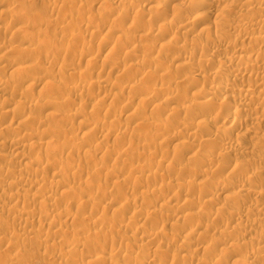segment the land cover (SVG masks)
I'll use <instances>...</instances> for the list:
<instances>
[{"label": "rangeland", "instance_id": "1", "mask_svg": "<svg viewBox=\"0 0 264 264\" xmlns=\"http://www.w3.org/2000/svg\"><path fill=\"white\" fill-rule=\"evenodd\" d=\"M10 1L12 2V0H0V26H4L7 29L6 30V29H4V27L3 28L0 27L1 28L0 30H2V31H0V41H2V42H0V46H1L0 47V55L1 56L2 55L3 56L7 55L6 61L4 60L2 64H5V62H6V65L10 66L9 70H5L4 72H3V70H2V72L0 70V75L2 76V77L0 76V79H3V81L6 82V83L9 81V85H10V83L12 81V84L10 86H12L14 84H19V82H20V85L19 86L14 85L15 88L17 87V90H18L19 93L15 92V91H17L16 89L12 90V87L9 88L7 86L5 88L4 87L1 88L2 92H0V169H1L0 172H2V174L0 173V198H1L0 202H2L0 204L4 205L5 202L9 203V204L5 203L4 206L0 205V229H2L1 227L6 226V227H4L6 230L3 228L0 231H3L2 233H6V231L8 229V233L4 234L7 237L4 236V239H3V234L0 232L1 233L0 236H2V239H1V237H0V239H1V241L2 240L4 241V242L3 241L0 242V246H1V243L5 244V246L2 245V247H0V255H1L0 258H2L4 260L2 262V259H1L0 264H4V263L6 264V262H8L7 264H11V263L12 264H91V263L94 264L93 262H96V263L98 262V264H99L103 260H106V261L108 260V261L107 262L103 261V263H100V264H108V263L111 264V262H112V264H116L117 262H118V264H132L133 262H134L133 264H158V263L159 264H180V263L181 264H204V263L205 264H213V263L215 264V261L219 258V256H220V260L222 261L221 262L219 260L220 264H224V263L225 264H235L234 262L238 261V259L241 262H243V261L245 262V259H247V260L249 259L248 261L251 260V264H261V263L264 264L261 260L256 258L257 259V261H256L255 257H253L254 256L253 255V248L254 247L257 248L258 244H259L258 248H260V246H261V250L264 251V211H263L264 207L262 206L264 204V197H263L264 195L261 194L262 195L261 196V195H256V194H250L249 193L250 195L249 194H245V195H243V197L240 196V193H242V192H240V187L241 186L245 187L246 189L249 188L250 190L254 188L251 191H253V192L256 191V193L260 192V190H261V192L264 191L263 190L264 189V178H261V177H264V158H263L264 157V90H263L264 87H261V86H257V87L249 86V84H251L252 82L255 81L254 80L255 78H253V79L251 78L252 76L253 77L258 76V75H260V77L262 76L261 68L253 67V70L251 68H249V69L245 70V72H243L242 74H238V75H234V73L231 72L232 69H233L232 67H235V65H237L239 61H236V62L231 61L230 60V56L232 58L235 53L238 55V53L241 52V48H243V49L244 48L245 49L248 48L249 51L251 52V54H250V52H248V54L256 56L255 58H258V60L257 59L256 60L257 61L260 60V62H258V63H262L261 59L262 58L264 59V57H262V55L264 54V45L260 46V45H258L256 43L254 44L253 41L248 40L247 37L245 39H244V37L242 38L238 29L230 28L231 27L229 25L230 22H228V21L229 20L232 21L238 15H240V13H241L240 5H242L241 3L243 1L242 0L241 1L238 0V4H237L236 3L237 0H232V1L231 0H209V1H212L214 3L215 7H212V8L210 7V8H207L206 10H202V11H197L198 9H200V7L202 5H200V4H199L200 6L199 5H194V6L189 5L188 0H166V1L165 0H151V1L150 0H148V1L147 0H110V1L104 0V5H103V0H98V1H96V0L95 1L94 0H84V1L77 0L79 2H77L76 0H14L13 3H11ZM73 1H76V2H73ZM112 1H113V3H112ZM232 2H234V3H232ZM257 2H260V1H257ZM257 2H256V5L260 4V5H262L264 7V0H263L262 3L261 2L257 3ZM54 3H55V6H57L56 4H58V6L55 7L56 9L53 11L51 9H53ZM75 3H77V4H75ZM105 3H106V5H105ZM11 4H13V5H11ZM181 4L182 5L185 4L184 5L185 8ZM260 5H257V6H260ZM181 6H182V8L180 9ZM262 6H261V10L263 9L262 11H264V8H262ZM109 7L111 9H109ZM124 7H126V8H124ZM60 8H62L63 11L60 10ZM122 9L124 11H120ZM58 10H60V11H58ZM144 10H146V11L143 12ZM261 10L258 11V12L262 13ZM7 11H8V13H7ZM107 11H108V13H107ZM118 11H120L121 14H119L120 12H118ZM127 11H128L129 14L127 13ZM113 12H115V13H113ZM117 12H118V14H117ZM140 12H142L143 15H140L141 14ZM203 12L206 13V14L204 15ZM224 12H225V14H224ZM199 13H201V14H199ZM260 13H258V14H260ZM126 14H128V15H126ZM209 14H210V16H208ZM219 14H221V15L223 14L225 19H227V17L229 18L224 23H222V25L224 24L225 26L228 25L230 27H225L223 25L224 27L222 26V28H221V26H220V29H224V30L226 28L227 29L229 28L228 31H227L229 33L228 34L226 33L225 34L226 36H223V38L221 36L217 37L218 34H215V31H216V33H218L219 31H218V28L215 27L216 25L214 23V20H215V17L217 15H219ZM251 14L253 16L256 14V17H258V18H252L253 16L250 15L251 18H249V20H248V21L251 20V22H252L254 19H257V20H254L255 22L253 21L254 22V26L252 28V33H255V30H256V33L257 32L261 33L263 31L262 29H264V24H263V22H264L263 18L264 17H262V16H264V14L263 15L260 14L261 16L260 15L257 16L256 12L255 13H251ZM137 15H138V18H137ZM88 16L92 17V18H89L90 19L89 20ZM98 16L99 17L101 16L100 17L101 20L98 19L99 18ZM129 16H130V18H129ZM160 16H161V18H160ZM196 16L199 17V18L196 19L195 22L197 21L199 24L196 22L192 26H190L188 28H184L185 27L184 24L187 21L193 20V17H196ZM61 17L63 19V20L61 19L62 21L59 20ZM124 17H126V18H124ZM231 17H233V18H231ZM259 17H261V18H259ZM69 18H71L72 20L69 19ZM96 18L98 19V21H97ZM117 18H118V20H117ZM261 19H263L262 23H261ZM57 21H59V22L61 21L62 23L58 22L59 23L58 24ZM72 21H73V23H72ZM89 21H91V22H89ZM257 21H258V23H257ZM41 22H42V25H40ZM48 22L49 23L53 22L51 24H55V25H52L53 27H51V24H48ZM117 22H118V24H117ZM112 23H113V25H111ZM131 23H132V26L130 25ZM148 23H150V24H148ZM99 24H100V26H99ZM162 24H165V26H166L165 30L159 28ZM256 24L258 26H256ZM14 25H16V26H14ZM97 25H98V27H97ZM13 26H14V28H13ZM24 26H25L24 29H26V30L23 29ZM65 26H67V27H65ZM88 26L91 27V28L89 29ZM101 26H102V29H101ZM114 26H115V28H114ZM135 26H137V27H135ZM182 26H184V27H182ZM17 27H20V29L24 30V32L26 31L27 33H25V34L26 35L28 34V36H26L24 34V32H22L21 34L20 33L16 34L15 30H17ZM204 27H205V29L207 28L206 30H207L208 34H205V32L202 31V29ZM123 28H125V29L123 30ZM10 29H11V31H10ZM115 29H117V30H115ZM208 29L210 31L211 30L212 31L209 32ZM260 29H261V31H260ZM3 30H6V31L4 32ZM144 30H148V31H144ZM126 31H127V33H126ZM165 31H166V33H165ZM184 31H188V34H185L186 32H184ZM12 32L15 33L16 35H18L19 37L16 36L15 34H12ZM70 32H71V35L69 37V33ZM124 32H125V34H124ZM149 32H151V35H150ZM182 32H184V33H182ZM263 32H262V35H264ZM74 33L76 34V36L74 35ZM29 34H30V36L32 35L30 38H29ZM35 34L36 35L38 34L37 35L38 37ZM41 34H43V35H41ZM78 34L81 35V36H79ZM92 34H93V37H92ZM122 34H123V36H122ZM33 35L36 36V38ZM39 35H40V37H43V38H40ZM94 35H96V36H94ZM129 35H130V38H129ZM213 35H214V38H213ZM238 35H240V36H238ZM7 36H8V38L5 39ZM12 36H14L15 39L14 38L11 39L10 37H12ZM73 36H75V38ZM127 36H128L129 39L127 38ZM172 36H174V37H172ZM183 36H185V37H183ZM32 37L34 38V40H33ZM82 37L84 38L85 41L83 40ZM186 37H187V39H186ZM25 38H27V39H25ZM46 38H48L49 41L50 40H53V41H50L51 43L49 42V45H48V42H47L48 40L45 42ZM67 38H69V39H67ZM236 38H238V39H236ZM9 39H11V41H8ZM107 39H109L110 41L108 40L109 41L108 42ZM26 40H28V42ZM41 40L43 41V43L41 42V45H40L39 42ZM236 40H237V42H236ZM3 41L4 42L6 41L4 44H8V45H9V43L13 42L12 44H10L11 46H14L13 48L10 46V50L11 51L9 50V46L7 47L6 45L4 46V44H2ZM58 41L62 45H60L58 43ZM169 41H170V43H169ZM249 42H252V43H249ZM29 43H30V45L34 43V44H36V46L33 44L30 47ZM165 43H167L168 45L165 44ZM186 43H187V45H186ZM195 43H196V47H195ZM199 43H201V45ZM202 43H204V44H202ZM21 44H22V46L24 48L21 46ZM23 44H25V45H23ZM42 44H44V45H42ZM56 44H58V45L56 46ZM163 44H165V45H163ZM197 44H199V45L197 46ZM2 45H3L4 48L5 47H7V48H5V49L2 48ZM84 45L86 46V48H85ZM162 45L164 46V48L165 47H168V48L164 50V49H162V47H163ZM185 45H186V47H184ZM25 46H26V48L29 46L28 48H30V49H26ZM42 46H44V47L42 48ZM50 46L53 47V48H51ZM61 46H62V48H61ZM63 46L65 48L67 47V49L71 50V51L66 50ZM113 46H114V48H116L118 50L117 53L116 52H112L114 50ZM172 46H174L175 48L172 47ZM176 46H177V48H176ZM57 47L59 48V50H58ZM117 47H120V48L122 47V48L118 49ZM135 47H136V49H135ZM140 47H141V50L139 49ZM1 48L3 50H1ZM21 48H23L22 49L23 51L21 50ZM44 48L46 49L49 57L46 56L47 53L44 54V52H43ZM47 48H49V49H47ZM63 48H64V50H63ZM132 48H133V50L135 52H132L133 51ZM173 48H174V50H173ZM24 49L30 50L29 52H31V53L25 51L27 53V54H25ZM50 49H51V51H50ZM111 49H112V51H111ZM8 50H9V52L6 53V51H8ZM17 50H19L20 52H18ZM117 50H115V51H117ZM126 50L128 51V54H127ZM136 50H138V51H136ZM258 51H259V55H257ZM261 51L263 52V54H262ZM22 52L25 55H23ZM35 52H37V53H35ZM40 52H42V55H41ZM65 52H67V53H65ZM72 52H73V54H72ZM86 52L88 54L90 53L88 57H90L91 59L94 57L93 59H96V60L92 59L93 62L91 60L88 61V57H87L88 54ZM109 52L111 53V56H110ZM158 52H159L160 56L158 55ZM17 53L18 54H22V55H18ZM68 53L70 55H67ZM83 53L87 54V55L83 56L84 55ZM113 53H115V55L112 56ZM133 53H134V55H132ZM107 54H109V55H107ZM57 55H59V57ZM81 55H82V57H81ZM125 55H127V56H125ZM26 56L29 58L28 60L26 59ZM157 56L160 57L162 61H160V59ZM11 57L12 58L15 57L14 58V62H16L15 63L16 66H15V64L13 62V59ZM108 57H110L109 58L110 60L108 59ZM156 57H157V59H156ZM17 58H20V59H17ZM30 58H33V59L31 60ZM53 58H55V59H53ZM150 58H151V60H150ZM193 58H195L196 60L193 59ZM24 59L26 60V62H24L25 61ZM67 59H69V61H67ZM111 59H112V62H111ZM152 59H153V61H155V62H153L154 64L152 63ZM158 59H159L160 62H157ZM17 60H20V61L22 60L24 63H22V61L21 62L19 61L20 62L19 63V62H17ZM61 60H62V62H61ZM119 60H120V62H119ZM149 60L151 62H149ZM177 60H178V62H177ZM189 60H192L191 62H194V63L196 61L195 64H197V62H198V67L195 64H194L195 65L194 67L191 66V68L192 67L194 68V71H193V68L189 69L190 67L187 69L188 64H189L188 62H190ZM33 61L36 64V65H34V69H30V71H28V72H26L24 74L22 73L21 75H19L20 72L19 73L18 72L15 73V71H14L15 69L14 68L18 69L22 65H25L27 67V65L25 64L27 62H28L27 63L28 66H31V68H32L33 64H34ZM113 61H114V63H113ZM139 61H140V63H137ZM142 61H143V63H142ZM144 62H145L146 65L144 64ZM179 62H180V64H179ZM63 63H64V65H63ZM68 63H70V65H68ZM133 63H135V64L137 63V64H140V65L142 64L143 67H142V65L141 66H137V64L134 65ZM263 63H264V60H263ZM29 64H31V65H29ZM49 64H51V65H49ZM125 64H127V65H125ZM149 64H150V66H149ZM239 64H241L242 67L245 66L243 61L239 62ZM13 65H14V68H13ZM41 65H43V66H41ZM112 65H114V66L111 67ZM179 65L180 66L182 65V66L180 67ZM25 66H23V67H25ZM35 66H37L38 68L35 67ZM69 66H71V67H69ZM131 66H132V68H131ZM134 66L137 67L136 70H134L135 69ZM144 66H146L145 69H143ZM23 67H21V68H23ZM119 67H120L121 70L119 69ZM195 67L198 70H196ZM200 67H203V68H200ZM41 68H43V69H41ZM61 69H63V71ZM66 69L67 70L69 69L68 72L66 71ZM33 70H35V71L33 72ZM39 70H40V72H39ZM60 70L62 71V73H61ZM164 70H166V71H164ZM203 70H204V72H203ZM218 70H220V73H219V76H218L219 79L217 78L216 81L218 80L219 84L220 83L223 84V90H222L223 92L219 91L217 93V95H215L216 97L214 96L213 102H211L209 105L202 106V107L199 106V107H197V109H195V105H196V103L198 101V99H197V95L198 94L197 93L201 94L202 91H203V93L201 95H206L207 94L208 90H210L211 86H213L212 85V81L210 82V80H212L211 78L214 76L215 72H217ZM6 71H8V72H6ZM31 71H32L33 77H31V79H30L28 77H29V75H31L30 74ZM79 71L81 73L83 71V74L86 72L88 75L85 73L87 76L84 74L83 75L84 78H83L81 76V74L78 73ZM38 72L41 74V76L39 75ZM63 72H66V74L64 73L65 74L64 75ZM151 72L152 73L155 72V73H158V74L153 73V75H152ZM75 73L77 74L76 76H74ZM119 73L123 74L124 77L121 74H119ZM253 73L254 74L256 73L255 76H254ZM194 74L197 75V76H195ZM198 74H199V76H198ZM203 74L204 75L207 74V76H204ZM250 74H251V76H249ZM22 75H24V77ZM35 75H36V77L34 78ZM52 75H53V77H52ZM149 75H152L153 77L149 76ZM162 75H164V76L162 77ZM208 75H210V76H208ZM37 76H40V78L41 77L42 78L45 77V78H44V82L38 83V86H34L35 87L34 88L30 84H32V83L34 84V82H36V80L34 81L33 79H36ZM132 76H133V78H132ZM202 76H204L207 79L206 82H205L206 79L204 77H202ZM160 77H162V78H160ZM189 77H191V78H189ZM195 77H198V78L194 79ZM199 77H202V79H201L202 81H200ZM207 77H209V78H207ZM224 77L227 79L226 81H228V82L225 81ZM249 77H250V79L252 81L249 80ZM260 77L256 78V80L257 79L259 80ZM54 78L56 79L55 82H54V80H55ZM95 78L99 79V81L101 80L100 82H101V86L102 87L98 88V85H95V86L93 85L94 84L93 82L97 81V79H95ZM13 79L14 80L18 79L20 81L19 82H18V80L14 81ZM29 79L31 80V83H30V81H28ZM105 79L107 81H110V85L111 84L115 85V86H113V85L112 86H113V88L115 87L116 89L112 88L113 90L110 91L111 87L105 81ZM189 79H193V80L189 81ZM135 80H137V81H135ZM138 80L142 81V82H139ZM221 80L222 81L224 80L225 83L222 82ZM22 81L23 82L25 81L26 84H25V82L23 83ZM134 81H135L137 86H140L139 88L137 87L139 91L138 90L134 91V89H135L134 88L135 87ZM45 82H49L48 85L50 84V82H51L52 85L54 83H55V85L61 84V86L64 89L66 87H67V89H65V90L64 89H62V90H57L56 89L55 90V88H53L54 90L53 89L48 90L47 88H52L55 85L52 86L50 84V87H49L47 84H45ZM79 82H80V84H79ZM84 82H86V83L87 82L88 83L92 82V83H90V84L87 83L86 84ZM115 82H117L118 84H115ZM137 82H139V83H137ZM62 83L65 86H63ZM66 83H68V84L66 85ZM81 83L82 84L84 83V85L87 86V88H84L85 91H83L84 89H82V90H79V91L75 92V94L78 93V95L76 97L74 92H71L69 90L70 85L71 86L82 85ZM102 84H104V85H102ZM133 84H134V86H133ZM170 84L173 85V88L170 89L171 95H169L170 93L166 94V95H165L164 92H163L164 94L160 93V88H164V87H168V86L171 88L172 85L170 86ZM27 85H28V87H27ZM29 85L31 86V89H33V88L34 89L31 90ZM88 85L91 88H89ZM127 85H128V87H129V85L130 86L132 85V87H133L132 90H131L132 92H129V94H128V90H127L128 89ZM20 86L23 87V89ZM120 86H122V87H120ZM123 86L125 87V89L127 88L126 91H125ZM225 86H227V88ZM234 86H235V88H234ZM118 87L121 88V89H124V91L120 90ZM243 87H244V89H243ZM20 88L22 89V92H21ZM25 88H29V93L30 94L25 91ZM44 88H46V89H44ZM254 88H255V92L253 91ZM3 89H4V91H3ZM146 89H148V90L150 89L149 90V94H148V91H146ZM233 89H236L235 90L236 92ZM251 89H253L252 90V93L254 92L253 94H255V95L258 94V96L261 95L260 96L261 98L263 96V99H262L263 101L260 100L261 101L260 102V101L256 100L257 102L254 103L252 101V102H250L251 104L249 103V104L246 105V103H248V102L245 101V100H247V97H246L247 95L246 96L244 95V93H245L244 90H248L251 93ZM66 90H68V91H66ZM143 90H145V91H143ZM154 90H155V92H156V90H158L159 91L158 94L157 93H153ZM259 90H260V92H259ZM27 91H28V89H27ZM14 92H15V94L17 93L18 95L17 94H16L17 96L14 95ZM117 92L120 93V94L122 92H124V93L126 92V93L122 94V97H120L121 95L120 94L118 95ZM143 92H145V94H143ZM80 93H81V95H79ZM224 93H229V94H231L230 96H232V94L234 93L235 97L232 98L230 101L224 102L225 100L222 101L223 97H221V95L224 94ZM31 94H32L33 99L31 97ZM114 94H115V97H113L114 100H112V96ZM150 94L152 96L155 95L156 98H155V96L152 98V96ZM105 95H106L107 98L105 97ZM74 96H75L76 100L74 99ZM244 96H245V98H244ZM170 97H171V99H170ZM188 97H190V98H188ZM25 98H26V101L28 103L25 101ZM116 98L118 99V101H116ZM5 99H6V101H5ZM16 99L18 100L19 103H17ZM27 99H29V101ZM72 99H73V101H72ZM100 99H102V101ZM103 99L105 101H103ZM140 99H142V100L153 99L154 100L153 102H155V103H153L152 105L151 104H145L142 100H141L142 103H139ZM123 100H124V102H123ZM130 100H132V101L130 102ZM37 101H39V102L38 103H34V102H37ZM40 101H42L44 103H42ZM56 101H57V104H56ZM98 101H100V103ZM111 101L112 102L115 101V102L112 103ZM20 102H21V105H22V107H21L22 109L19 108V106H21ZM29 102H31V103H29ZM50 102H54V103H51V105H50ZM96 102H97V104L101 105V106L99 105V108L101 107L100 108L101 111L100 110H96V109H95L96 111H94L92 109L94 107L93 104H95ZM102 102H104V103H102ZM183 102H185L186 107H185V104ZM193 102H194V104H193ZM16 103H17V105H15ZM23 104H25L26 106L23 107ZM47 104H49V105H47ZM52 104H55V105H52ZM102 104H103V107H102ZM131 104H133L132 105L133 107L131 106ZM217 104H219V105H217ZM237 104H238V106H240V110L235 113V110L237 108ZM39 105L40 106L42 105V107L40 108ZM127 105L130 107V109H129V107H126ZM158 105H160L162 107H157ZM164 105H165L166 109H163ZM15 106L16 107L18 106L16 112H19L20 115H19V118H17V119L13 118L12 119L13 116L8 115V114L6 115V113H7L6 111L8 109H13L15 111V108H16ZM32 106H33V108L35 107L36 110L35 109H30ZM192 106H193V108H191ZM215 106H216V108H215ZM177 107H178V111L180 110V114L176 113V111H175V110H177ZM156 108H158L160 110H156ZM189 108H191L192 110L189 109ZM45 109H47V110H45ZM53 110H55L54 112L56 114L54 112H52ZM114 110L116 112H114ZM111 111H113V112H111ZM22 112H24V114L25 113L26 114L24 115ZM31 112H33L35 114H33ZM63 112L65 113V117L66 118L63 117L64 116ZM76 112L79 113V114L76 115L75 114ZM136 113H137V115H136ZM141 113H143L144 116L141 115ZM172 113L174 115H172ZM228 113H231V114H228ZM54 114H55V116H58V117L53 118V117H55ZM72 114H75V115H72ZM129 114L131 116L130 118H129ZM194 114L195 115L197 114L196 117H195ZM201 114H202V116H201ZM68 115L71 116V117H69ZM150 115H151V117H150ZM230 115H232V116H230ZM132 116H133V118H132ZM135 116L143 117V118L139 119V121L141 122L140 125H143L145 120H147L148 123H149L150 120L151 121H150L149 124L146 123V121H145L146 125L144 124L143 125L144 127L142 126L143 128L142 127L140 128L139 127L140 125H138L140 122L138 120H136V121L135 120H131V119H134ZM225 116H227V119L224 118ZM20 117H21V119H23L22 117H24V120H25L26 117H28V120H27V118H26V120H27V123L29 125L28 124L26 125L25 121H24L25 123L24 124L22 123V125H21V123H18V121L19 122L21 121ZM232 117H235L238 120V122L233 123V118ZM67 118H69V119H67ZM148 118H149V120H148ZM244 118H245V120H244ZM203 120H214L215 122H214L213 126L211 125V126L207 127L206 125L203 124ZM254 120L255 121L257 120V121L254 122ZM86 121H87V123H91V124L88 125L86 123ZM110 122L112 123L111 127H110ZM151 122H152V124H151ZM243 122H244V124H243ZM79 123L80 124L82 123L81 124L82 126ZM17 124L19 125V127H17ZM44 124L46 125V127H45ZM184 124H186V125H184ZM188 124H189L190 127L186 128V127H188ZM6 125H7L8 128L5 127ZM87 125H88V127H87ZM102 125L105 126L106 128L103 127ZM191 125H192V128H191ZM230 125H231V127H229ZM9 126H10V128H9ZM15 126H16L17 129L15 128ZM29 126L31 128H33V129H31ZM107 126H108V128H107ZM222 126L230 128V129L225 131L226 134L223 133L221 130L220 131L218 130V127H220L219 129H221V128H223ZM102 128L105 129V131L108 130V129L109 130L105 132L104 130H101ZM34 129L38 130L39 132L41 130V132L38 133V131H37L36 134L33 136L34 139L30 140L28 134L30 133V136L33 135L34 134L33 132H35V131H33ZM185 129H186V131H185ZM251 129H252V131H251ZM182 130L184 131V133L181 132ZM214 130L215 131L218 130V131L215 132ZM90 131H92V132H90ZM249 131H251V132H249ZM95 132H98V133H95ZM124 133L127 134V135L124 136L125 135ZM136 133H138V134H136ZM87 134L88 135L90 134V135L88 136ZM251 134H253V135H251ZM39 135H41L40 138H39ZM37 136H38V138H37ZM21 137H22V139H21ZM23 137L26 138V139H24ZM139 137H141V138H139ZM145 137H147V138H145ZM5 138H6L7 141L5 140ZM17 138L19 139L18 141L22 142V146H20L21 148H23L26 145L25 142H29V140H30V142L33 141V143H35L36 147L34 146L35 148L33 147L30 150L29 149L30 148V145H29L30 142H29V143H27L28 145L25 146V147L29 146V147H27V150L25 148L21 149L20 147L15 148L10 143H11V141H13V139L17 140ZM76 138H78V139H76ZM119 138H120L121 142H120V140H118ZM212 138H213V140H212ZM35 139H37V140H35ZM68 139H69V141H68ZM197 140H198V142H197ZM207 140H210L209 143L210 142L211 143L207 144ZM23 141H25V142H23ZM181 141L182 142L186 141V143L184 142L185 145L188 144V146H189L190 142H192L196 146L194 147L193 144L191 143V146H192V149H191L190 146L189 147L185 146ZM49 142L53 143L52 144L53 146ZM57 142H58L59 148L57 146ZM212 142L215 143V144H213ZM227 143H228V145H227ZM38 144H40V145L37 146ZM41 144L43 146H41ZM44 144L46 146H44ZM50 146H52V148ZM226 146H227V148H225ZM47 147H48V149H47ZM53 147L56 148L57 150L58 149L59 150L57 151ZM67 147H69L71 149L69 150V148L67 149ZM99 147H101V150H100ZM186 147H187V149H186ZM240 147H241V150L246 149V150H243V152L244 151L247 152L249 150V152L244 153V156L246 158L244 156H240L239 158L238 157L236 158L231 153H230L231 156L228 155V158L227 157L224 158L222 156V154H223L222 151L225 150L224 152H227L226 150H228L229 152H231V151L233 152V150L235 148H236L235 150H238V149H240ZM49 148H51V150ZM42 149H43V151L41 152ZM97 149H98L97 154L94 155L93 152L96 151ZM193 149H195V150H193ZM251 149L253 151H251ZM23 150H26V153H29L28 155L30 156V158H29L30 160L22 161L23 162L22 163V162H20V159L17 156H18V153L20 151H23ZM72 150H74V152ZM76 150L79 151V152H77ZM31 151L32 152L34 151V152L32 153ZM61 151H63V152H61ZM16 152H18V153L15 154ZM23 152H25V151H23ZM86 152H87V154L89 156L91 155V153L94 156L93 157L90 156L92 158H90L89 156L87 157V156H85V155H87ZM78 153H80V154H78ZM111 153H112V155H111ZM13 154L15 155L16 158H14ZM72 154H74V156ZM252 154H254V155H252ZM261 154H263V155H261ZM80 155H82V156H80ZM208 155L210 156L211 160L207 157ZM255 155H257V156L255 157ZM259 155H261V156H259ZM7 156L10 157V158H8ZM192 156L195 157L194 160L191 158ZM67 157H69V159ZM254 157H255V160H257V161H255L253 159ZM233 158H235V159H233ZM49 159H50L51 163H49L50 162ZM190 159H191V161H190ZM68 160L69 161L72 160V161L69 162ZM160 160L162 161V163H160L161 162ZM204 160H206L207 164H205V162H203ZM258 160L261 162V164L258 163L259 162ZM27 161H29L30 163L33 161L32 164H33L34 168L38 169V170L35 169L36 171H38L37 173L35 171H33V170H30L31 171L30 172L28 169H26L24 164L26 165V163H29ZM37 161L39 162V164L37 163ZM96 161L98 162V164H97ZM20 163H21V165H20ZM114 163L119 164L118 165L119 167L116 164H114ZM151 163H152V165H150ZM58 164L61 165L62 167L59 166ZM125 164H126V166H125ZM173 164H174V166H173ZM107 165H109V167H107ZM260 165H262V166H260ZM136 166H137L138 169L136 168ZM146 166H148V167H146ZM52 167H54V168H52ZM58 167H60V168H58ZM143 167H145L146 169L145 168L143 169ZM236 167H238V169H243V171L245 169L244 174L242 173V175L240 174L237 177L235 175L233 176L232 173H230V171H232V169L236 170ZM241 167H243V168H241ZM21 168H22V171H21ZM83 168H84V171L81 170ZM4 169H5V171H4ZM58 169L59 170L62 169L61 171H63L65 169L67 172H70L69 173L70 174V176H69L70 178L68 177L69 174H66V171L61 173V174H63V176L62 175H58V171H57ZM88 169H89V172H88ZM24 170L25 171L27 170L28 173L24 172ZM80 170L83 172V174H82V172ZM90 170L91 171L94 170L93 173L96 174V175L93 176L92 175L93 173ZM149 170H151V171H149ZM156 171H158V172L160 171L159 174ZM214 171H216V172L214 173ZM23 172H24V174L25 173L26 174L23 175L22 180L21 179L19 180L18 178L21 177V174ZM211 172H213V173H211ZM257 172H259L261 174L259 175V173H257ZM15 173L16 174L18 173L17 175L19 177L16 176ZM34 173L36 174V176H35ZM87 173H88V175H89V173H91V175L90 176H88V175L86 176ZM127 173H128V175H127ZM229 173H230V175H229ZM13 174H14V177H13ZM10 175H12V176H10ZM30 175H31L32 178L29 177V179H35V177H36L38 179V181H40V182L45 181L46 183L43 185V182H42V184L40 185L41 188H42V191H40L41 188L38 189L40 187L39 186L37 189L36 188L29 189V192L31 194H32V192L33 193H37V194H39L41 192L42 193V197L45 196L46 193L48 192L47 196L49 194V197L47 199L53 197V198H51L52 200L51 199H49V200L45 199V204H44V202H43L44 200L43 199L45 197L44 198L40 197V199H38V198L36 199L35 198V200H34V199H32L31 195H30V197L25 195L26 198H24V195H20V196L18 195L19 197H21V199L18 198L17 195H15V194H18L17 193L18 191H22L24 188H28V187H26L27 183L26 182L24 183L25 180H23V179H24V176H25V179H28V177H26V176H30ZM129 175H131V176H129ZM139 175H140V177L142 176V179H144V181L146 179V182L143 181L145 184L142 182V185H141V186L144 185L143 186L144 188L143 187L141 188V186L139 187L136 184L135 185L138 188H135L136 186L133 184L134 183L133 181L136 178H138ZM144 175L146 176V178H143ZM155 175H156V177H155ZM165 175H167L165 177L167 180L164 178ZM1 176H3V177H1ZM60 176L62 178H64V179H62ZM65 176H67V177H65ZM106 176L108 178H106ZM134 176L136 178H133ZM157 176L161 177V178H158ZM93 177H94V179H93ZM119 177L122 180L123 179L127 180V178H128V180H127L128 184L126 186L124 185L123 187L115 185L116 182H117V179L121 180ZM148 177H149V180H148ZM247 177H248V179L250 181L247 179ZM65 178L66 179L68 178L67 179L68 183L66 184L67 186H65L62 190L61 189L60 190L59 189H54V190L51 189V190H48L45 193V191L47 190V187H48L47 183H49V181H51L53 179L54 180L59 179L60 181L62 180V182L64 183L65 180H66ZM152 178H154V179L156 178L157 181H156V179L154 180ZM231 178H233L232 180H233L235 186H234V184H232V185H230L228 187H225V184L228 183V181L231 180ZM37 179H35V180L37 181ZM160 179H161V181H159ZM177 179H179V180H177ZM13 180L16 181V182H14ZM184 180L186 181L187 185L184 182ZM10 181H11V183H10ZM155 181L157 183H154ZM177 181L179 183L181 182L180 185L183 186V188H182L183 191L181 190V186H180V188L178 187L179 184H177ZM245 181H246V183H245ZM165 182L168 183V184H166ZM15 183L19 184V185H15ZM94 183H95V185H94ZM146 183H148V184H146ZM169 183L170 184H172V183L175 184L174 185L175 187L172 186V188L170 187L171 188L170 189L168 187V185H170ZM183 183H184L185 187H184ZM211 183H212V186L210 185ZM21 184H22V186H25V185L26 186L22 188ZM176 184L178 186H176ZM206 184H207V186H206ZM217 184H219V185H217ZM241 184H244V185H241ZM3 185H5V186L3 187ZM6 185L7 186L10 185V186H8V189L5 188V187H7ZM88 185H91V186H88ZM101 185H103L102 187H104L103 189H105V190H101ZM114 185L117 187V190H116V187H114ZM146 185H149V186L146 187ZM213 185L216 186V187H214ZM15 186L16 187L17 186H21V187L20 188L18 187L19 188V190H18V188H15ZM70 186H72V187L74 186L73 189L76 188L75 190H76L77 195L75 193L73 194V192L75 191L74 190V191H72V194L61 196V195H64L63 191L66 190L67 187L70 188V189L68 188V190H71ZM10 187H11V189H14L13 193L9 192L11 190ZM43 187H46L44 189L45 191L43 190ZM128 187H130V188H128ZM132 187L135 188V189H133ZM196 187H197V190L196 189H192V188H196ZM243 187H241V189H243ZM86 188H87V190H85ZM158 188H161V189H158ZM215 188H216V190H214ZM4 189H6V190H4ZM157 189L160 190V191H158ZM167 189H168V191H167ZM173 189L176 190V191H174ZM211 189H213V190H211ZM16 190H17V192H16ZM37 190L40 191V192L39 193L36 192ZM136 190H137V192H136ZM153 190H156V191L154 192ZM171 190H172V192L173 191L174 192L172 193ZM162 191L165 192L166 195H163L165 193H163ZM181 191H182V193H181ZM189 191H190V193H189ZM192 191L193 192L196 191V192L193 193ZM211 191H214V192H211ZM4 192H6V193L4 194ZM156 192H157V194L155 195ZM43 193H45V194H43ZM50 193H52V194L54 193V196L52 194H50ZM68 193H69V191H68ZM139 193H140L141 196L139 195V197H138ZM150 193L152 194V196H154L153 198H150V197H152ZM3 194L6 195L5 199H4ZM8 194H10L11 196H12V194L14 195V197H12V200H11V198H10V196ZM107 194H108V196H107ZM232 194H235V196L231 198L229 195H232ZM70 195L72 196V198H71ZM207 195H209V196H207ZM212 195H213L214 198L212 197ZM155 196H157V197H155ZM166 196H168V197H166ZM256 196H257V198H256ZM260 196H261V198L258 199V197H260ZM84 197H85V201H84ZM135 197L140 198L141 200L144 199V201H141L142 202L141 203L142 204V208L144 207L145 209H148L149 211L151 210L150 213L148 211L147 215H145V216L143 215L141 217L140 213L138 214V212H135L136 209L133 208L134 205L130 204L131 202H129V201H132L131 199H133ZM161 197H163V198L161 199ZM174 197H175V199H174ZM199 197H200V199H198ZM23 198H24V200H23ZM54 198H55V200H54ZM148 198H149V200H148ZM176 198L179 201H177ZM193 198H194V200L196 199V201L198 200L196 202L197 204H199L198 202H201L200 204L204 205L203 208L200 207L199 205H197L195 202L192 203L193 200H190V199H193ZM209 198H212L211 200H216L215 203H214V201H212L213 203H211L210 200L208 201L207 199H209ZM234 198H237V199H234ZM2 199H3V201H2ZM17 199H19L20 201L18 200L19 202L18 201L16 202ZM146 199H147V201H145ZM168 199L171 200V201H169ZM26 200H27V202H26ZM57 200H59V201H57ZM164 200H165V203L167 201H169V203L171 202V205L170 204H169L170 206L166 205V207L163 206ZM203 200L206 201V202H204ZM254 200H256L258 202L254 201ZM31 201H33V202H31ZM48 201L49 202L51 201V202L48 203ZM113 201H114V203H113ZM149 201H151L150 202L151 205H150ZM153 201H154V203H152ZM36 202H38V203L36 204ZM176 202L177 203L179 202L177 204V206H175ZM188 202H189V204H188ZM209 202H210V204H209ZM251 202L252 203L256 202V203L252 204ZM26 203L27 204L29 203L31 206L29 205V207H28V205ZM32 203H33V205H32ZM46 203L51 204V205H48ZM96 203H98V205ZM145 203H146V205H145ZM219 203H220V205H219ZM258 203H260V205L263 208H261V206H260V209H256V208H259L257 206ZM12 204L16 205V207L14 205H12ZM18 204L20 206L19 207L20 209L17 208ZM23 204H26V205H23ZM42 204H44V205H42ZM10 205H12V206H10ZM45 205H47V207ZM92 205H94V206H92ZM131 205H132V209H131ZM149 205H150V207H149ZM224 205H225V207H224ZM253 205H255L256 208ZM106 206H107V208H106ZM110 206L112 208H110ZM230 206H232L233 209ZM1 207H4V208L6 207V208L2 209ZM24 207L26 209L29 208L28 212H31V213H28V214H30L29 218H31V219H29L26 216L27 213H25L26 209L24 210ZM118 207L119 208L120 207L124 208V210L122 211V213H123L122 215L120 213L121 211L119 212L118 210H116V208L118 209ZM248 207H250V210L254 211L256 209V211L247 212V210L249 209ZM252 207H254V208H252ZM10 208H12V210H13V208H16L14 210H16V213L18 215H19V211H20V213L24 212L23 213V217L24 218L22 217L24 220L21 219L22 223H19L20 222V220H19L20 218L18 217V215L16 213H14V216H13V211L11 210L12 211L11 212V211L8 210ZM42 208H43V210H42ZM108 208H109V210H108ZM127 208L129 209L128 211H126ZM37 209H38V211H37ZM102 209H104V210L102 211ZM201 209L202 210L204 209L205 211L204 210L202 211ZM215 209H217L216 211H219V212H216ZM218 209H220V210H218ZM44 210H45V212H44ZM186 210H187V212H186ZM221 210L224 211L225 213L222 212ZM233 210H235V211H233ZM181 211L183 213H181ZM236 211H238V212H236ZM58 212L60 213V215H59ZM133 212H135L136 215L138 216L137 219H136V215H134ZM204 212H205V214L208 213L207 214L208 216L205 215ZM230 212H232V213L236 212V213H240V214L242 213L241 215L243 217H245V216L246 217H245V219L242 217L243 221L242 220L239 221V220H236L237 217H233V216L231 217L232 214ZM47 213L50 216L49 215L45 216V215H47ZM56 213H57L58 216L56 215ZM173 213H175V214H173ZM216 213H218V214H216ZM39 214H40L41 217L39 216ZM191 214H193V215H191ZM195 214L196 215L199 214V215L196 216ZM132 215L135 216L134 217L135 219L133 218ZM183 215H190V216H188V220H180L179 221V219ZM194 215L196 216L197 219L195 217L193 219ZM213 215H214V217H213ZM31 216L33 217L34 221L32 220ZM61 216H62V218H61ZM131 216H132L133 219L131 218ZM177 216H179V217H177ZM210 216H211V219H210ZM25 217H26L27 220H29L28 221V225H27V222H25L26 224L23 222V221H27V220H25ZM38 217L41 218V220L40 219L38 220ZM58 217H60L61 221L58 220L59 219ZM86 217L89 218V219H87ZM97 217L103 219V222L101 224H97L96 223L94 225L93 224V223H95L94 220H96ZM148 217L150 219H148ZM190 217H191V219H190ZM11 218H13V219H11ZM104 218H105V220H104ZM157 218H159V219H157ZM247 218H249L251 222L254 220V218H258V219H255L253 221V222H255L254 225L250 227V224H249L250 221L246 222V221H248V220H246ZM252 218H253V220H251ZM83 219H84V221H83ZM90 219H91V221H90ZM116 219H118V220L116 221ZM130 219H132L133 221L130 220ZM207 219H209V220H207ZM259 219H260V222H259ZM30 220H32V221H30ZM158 220L160 221L159 223H158ZM210 220L212 221V223H211ZM107 221L110 224L109 226L107 225L108 223L106 224ZM182 221L185 222V223L187 222V223L186 224L183 223L184 224L183 225ZM8 222H9L10 227L8 225ZM29 222H31V223L33 222V223L29 224ZM34 222L36 224H34ZM241 222H243L244 224L243 223L240 224ZM257 222H259V223H257ZM17 224H19V225H17ZM144 224L146 225V227H145ZM238 224H240V225H238ZM12 225L14 226V228H13ZM55 225H56V227H55ZM106 225H107V229H106ZM241 225H242L243 228L241 227ZM247 225H249V226H247ZM139 226H141L142 228L145 227L143 229L144 232H142L143 234L141 233L142 228L139 227ZM245 226H247V227H245ZM7 227H9V228L12 227L13 229L11 228V231L13 230V232H10V229L7 228ZM96 227L98 229L103 230L105 233L103 231L102 232L105 235L103 236V234H101L102 232L100 230H98ZM201 227H202V229H201ZM83 228H84V231H83ZM203 228H205V229L203 230ZM225 228H226V231L229 232V236L227 235L226 237L224 235L222 236V234H221L222 231H224ZM230 228H231V230H230ZM233 228L234 229L236 228V229L234 230ZM154 229H156V230H154ZM193 229H195V231L198 230L196 232V233H199V234H197L198 236L195 235V236H192L189 239L186 237L188 239L187 240L184 236H186L187 233L190 232ZM4 230H5V232H4ZM108 230H110V231L113 230V231H111L112 232L111 233ZM249 230H250V232H249ZM14 231L16 233H14ZM27 231L29 232V234L25 235L26 233H28ZM89 231L90 232L92 231V233L90 234ZM93 231H95L96 234H98V233H100V234L97 235V237H96V234L94 236L95 232L93 233ZM155 231L158 232V234H160V235L154 233ZM230 231H231V233H230ZM261 231H262V234H261ZM9 232H10V234H9ZM17 232H18V234L20 233V235H22L21 238H20V235L18 236ZM244 232H247V233H244ZM22 233H25V234H22ZM146 233H151V234H154V235L151 238H147L146 237V235H147ZM202 233H204V235ZM217 233H218V235H217ZM77 234H79V235H77ZM89 234L90 235L93 234V235H92V237H89V239H91V240L88 243H86L88 241L87 237H88ZM230 234L234 235L235 240H234L233 236L230 235ZM254 234L256 235V237H255ZM47 235H48V237H47ZM85 235H87V236H85ZM143 235L145 237H143ZM236 235H237V237H236ZM26 236H27L26 240L22 239V238H26ZM77 236H79V237L81 236L80 239L78 237V239L80 241L77 240ZM99 236H101L100 239L98 238ZM259 236H260V238H259ZM8 237L10 238L11 242H12V239L14 241L16 240L15 242L13 241V245L14 246L12 245L11 242H9V238ZM32 237H34V238H32ZM84 237H86L87 239H85ZM5 238L6 239L8 238L6 240V243H5ZM15 238H17V239H15ZM103 238L105 240H103ZM193 238H194V240H193ZM217 238L218 239L222 238V239L218 240ZM231 238H233V240H231ZM236 238H237L238 241H240V242L243 241V242H241V243L237 242ZM21 239L24 240V241H20ZM98 239H99V241H98ZM209 239L211 240V243H210ZM214 239L215 240L217 239V241H215ZM228 239H230L231 241L228 240ZM251 239H253V240H251ZM60 240L61 241L63 240V241L61 242ZM71 240H72V243H71ZM52 241H53V243H52ZM224 241H226L227 244H224L225 243ZM16 242H18V243H16ZM79 242H81L82 244L79 243ZM138 242L140 243V245H139ZM221 242H223V243H221ZM59 243H61V244H59ZM62 243L63 244L65 243L66 245L64 244L62 246ZM75 243L78 244V245H80V244L81 245L77 248ZM136 243H137V245H136ZM189 243H190V245H189ZM252 243H253V248L251 247ZM8 244H9V247L6 246ZM20 244H23V245H20ZM67 244H68V246H67ZM89 244L90 245L92 244V245L90 246ZM241 244H242L243 248L240 247ZM244 244H248V245H244ZM11 245L13 247H15V248H12ZM15 245H17L18 247L15 246ZM70 245H72V247ZM102 245H103V247H102ZM225 245H227L226 248L224 247ZM249 245H251V246L249 247ZM208 246H209V251L208 250L207 251L208 252L211 251L212 253H208V252L205 253L206 252L205 250L208 249L207 248ZM236 246L239 247V248H237ZM131 247H133V248H131ZM137 247H138V249H137ZM246 247L248 248V251L246 250L247 249ZM21 248H22V251L20 252ZM73 248H77L78 250H76V251H78V253H76V251L74 249V250H72V252L75 251L74 252L75 254L71 252L70 256H72V257H69V256L67 257L64 252H66L68 250H71ZM119 248H120V250H119ZM121 248H122V250H121ZM222 248H224L225 250L227 249V253H229L230 256L227 253H226L227 257L225 255H224L225 257L222 256L223 254L218 255V254L223 253L225 251L224 249L222 250ZM15 249H17V250H15ZM66 249H68V250H66ZM143 249H144V251H143ZM214 249L215 250L218 249V250L217 251H213ZM251 249H252V251H251ZM64 250H66V251H64ZM80 250H82V251L79 253ZM229 250H230V252H229ZM116 251H118L119 253L116 252ZM62 252L64 254H62ZM215 252H217V253H215ZM236 252H238L239 254H237ZM22 253L25 254V255H23ZM99 253H100V255H99ZM103 253H105V254H103ZM16 254L18 256H15ZM19 254H20V256H19ZM61 254H62V256L65 255L67 258L66 257L62 258ZM77 254H79L80 257ZM242 254L244 255V257H243ZM88 255H90V257ZM125 255H126V257H125ZM217 255H218V257H217ZM97 256H98V258H97ZM129 256H130V258H129ZM187 256H189L190 258L187 257ZM14 257H16V259ZM19 257H20V259H18ZM73 257L75 259H73ZM87 257H89V258H87ZM107 257H108V259H106ZM131 257H133V258H131ZM223 257L226 258L225 261L227 263L223 262V260H224ZM229 257L230 258L232 257L233 259L231 258L232 259L231 260V259H229ZM12 258L15 259V260H13ZM91 258H92V260H91ZM93 258H95V259H93ZM110 258H111L112 261H110ZM127 258H129V259L127 260ZM124 259H126V260H124ZM234 259L235 260L237 259V260L235 261ZM115 260H117V261L115 262ZM139 260H140V262H138ZM247 260H246V262H247ZM252 260H254V261H252ZM126 261H127V263H125ZM78 262H80V263H78ZM216 262H218V260Z\"/></svg>", "mask_w": 264, "mask_h": 264}, {"label": "bare ground", "instance_id": "2", "mask_svg": "<svg viewBox=\"0 0 264 264\" xmlns=\"http://www.w3.org/2000/svg\"><path fill=\"white\" fill-rule=\"evenodd\" d=\"M13 1H14V0H12V2H11V1H10V2L13 3ZM76 1H77V0H76ZM76 1H73V2H76ZM79 1H81V0H79ZM79 1H77V2H79ZM82 1H84V0H82ZM94 1H95V0H94ZM96 1H98V0H96ZM108 1H110V0H108ZM147 1H148V0H147ZM150 1H151V0H150ZM165 1H166V0H165ZM231 1H232V0H231ZM239 1H241V0H239ZM242 1H243V2L241 3L242 5H240V8H241V13H240V15H238L237 17L235 16L236 18L233 19L232 21H230V20L228 21V22H230L229 25H230L231 27L228 26V25H227V26H225L224 24H223V25H224L225 27H230V28H233V29H238V30H239V33H240V35H241L242 38L244 37V39H245V38L247 37V39L250 40V41H253L254 44L256 43V44H258V45H260V46H261V45H264V35H262V32L264 31V29H262L263 31H262L261 33H260V32H259V33H258V32L256 33V30H255V33H252V28H253V26H254V22H255L254 20H257V19H254V20L252 19V20L254 21V22L252 21L253 23L251 22V20L248 21L249 18H251V16H250V15H252L251 13H255V12H256V13H257V16H259L260 14H262V15L264 14V11H262L263 9L261 10V6H262V5H260V4H257V5H260V6H257V5H256V2H257V1H260V2L262 3L263 0H255V1H254V0H242ZM48 2H49V1H48ZM50 2H51V1H50ZM56 2H57V1H56ZM167 2H168V1H167ZM185 2H186V1H185ZM188 2H189V5H192V6H194V5H199V4L202 5V6L200 7V9L197 8V9H198L197 11H202V10H206L207 8H210V7H211V8H212V7H215V6H214V3H213L212 1H209V0H188ZM260 2H257V3H260ZM51 3H52V2H51ZM51 3H50V4H51ZM62 3H63V2H62ZM108 3H109V2H108ZM112 3H113V1H112ZM168 3H169V2H168ZM183 3H184V2H183ZM232 3H234V2H232ZM236 3L238 4V0L236 1ZM66 4H67V3H66ZM75 4H77V3H75ZM75 4H74V5H75ZM165 4H166V3H165ZM11 5H13V4H11ZM14 5H15V4H14ZM56 5L58 6V4H56ZM64 5H65V4H64ZM72 5H73V4H72ZM103 5H104V0H103ZM105 5H106V3H105ZM126 5H127V4H126ZM128 5H129V4H128ZM181 5H182V4H181ZM184 5H185V4H184ZM184 5H182V6H184ZM200 5H199V6H200ZM223 5H224V4H223ZM57 6H55V3H54V5H53V9H51V10L54 11V10L56 9L55 7H57ZM124 6H125V5H124ZM176 6H177V5H176ZM179 6H180V5H179ZM182 6L180 7V9L182 8ZM64 7H65V6H64ZM105 7H106V6H105ZM126 7H127V6H126ZM126 7H124V8H126ZM155 7H156V6H155ZM106 8H107V7H106ZM158 8H159V7H158ZM184 8H185V6H184ZM184 8H183V9H184ZM186 8H187V7H186ZM262 8H264V7L262 6ZM57 9H58V8H57ZM109 9H111V8L109 7ZM118 9H119V8H118ZM231 9H232V8H231ZM234 9H235V8H234ZM259 9L261 10L262 13L258 12V11H260ZM60 10L63 11L62 8H60ZM60 10H58V11H60ZM107 10H108V9H107ZM127 10H128V9H127ZM190 10H191V9H190ZM195 10H196V9H195ZM53 11H52V12H53ZM120 11H124V10L122 9V10H120ZM120 11H118V12H120ZM135 11H136V10H135ZM141 11H142V10H141ZM145 11H146V10H144L143 12H145ZM172 11H173V10H172ZM181 11H182V10H181ZM186 11H187V10H186ZM13 12H14V11H13ZM118 12H117V14H118ZM136 12H137V11H136ZM136 12H135V13H136ZM173 12H174V11H173ZM178 12H179V11H178ZM182 12H183V11H182ZM5 13H6V12H5ZM7 13H8V11H7ZM11 13H12V12H11ZM58 13H59V12H58ZM61 13H62V12H61ZM107 13H108V11H107ZM113 13H115V12H113ZM113 13H112V14H113ZM122 13H123V12H122ZM127 13H128V11H127ZM140 13H141L140 15H143L142 12H140ZM238 13H239V12H238ZM258 13H260V14H258ZM91 14H92V13H91ZM119 14H121V12H120ZM128 14H129V13H128ZM128 14H126V15H128ZM180 14H181V13H180ZM182 14H183V13H182ZM185 14H186V13H185ZM199 14H201V13H199ZM203 14L205 15L206 13L203 12ZM224 14H225V12H224ZM92 15H93V14H92ZM115 15H116V14H115ZM138 15H139V14H138ZM138 15H137V18H138ZM222 15H223V14H222ZM222 15H221V14L217 15V16L215 17L214 23H215V25H216L215 27L218 28V31H219V32L217 31L218 33H216V31H215V34H218L217 37L221 36V37L223 38V36H226V35H225L226 33H227V34L229 33V32H227L229 28H228V29L226 28V29L224 30V29H220V26H221V28H222V26H223L222 23H224V22H225L227 19H229V18L227 17V19H225V18H224V15H223V16H222ZM50 16H51V15H50ZM94 16H95V15H94ZM106 16H107V15H106ZM158 16H159V15H158ZM208 16H210V14H209ZM252 16H253V15H252ZM254 16H255V17H254ZM254 16H253L252 18H258V17H256V14H255ZM260 16H261V15H260ZM66 17H67V16H66ZM68 17H69V16H68ZM98 17H99V16H98ZM100 17H101V16H100ZM100 17H99L98 19H100ZM119 17H120V16H119ZM127 17H128V16H127ZM135 17H136V16H135ZM201 17H202V16H201ZM204 17H205V16H204ZM262 17H264V16H262ZM52 18H53V17H52ZM82 18H83V17H82ZM89 18H92V17H89V16H88V19H89ZM94 18H95V17H94ZM107 18H108V17H107ZM122 18H123V17H122ZM124 18H126V17H124ZM129 18H130V16H129ZM144 18H145V17H144ZM160 18H161V16H160ZM163 18H164V17H163ZM181 18H182V17H181ZM181 18H180V19H181ZM198 18H199V17H197V16H196V17H193V20L187 21L185 24L183 23V24L185 25V27H184V26H182V27H184V28H188V27L192 26L193 24H195V23L197 22V21L195 22V20L198 19ZM231 18H233V17H231ZM259 18H261V17H259ZM61 19H62V17H61L59 20H61ZM65 19H66V18H65ZM65 19H64V20H65ZM69 19H71V18H69ZM96 19H97V18H96ZM98 19H97V21H98ZM120 19H121V18H120ZM135 19H136V18H135ZM178 19H179V18H178ZM178 19H177V20H178ZM184 19H185V18H184ZM204 19H205V18H204ZM263 19H264V18H263ZM263 19H261V23L263 22ZM55 20H56V19H55ZM62 20H63V19H62ZM62 20H61V21H62ZM71 20H72V19H71ZM82 20H83V19H82ZM82 20H81V21H82ZM89 20H90V19H89ZM100 20H101V19H100ZM112 20H113V19H112ZM117 20H118V18H117ZM124 20H125V19H124ZM124 20H123V21H124ZM138 20H139V19H138ZM188 20H189V19H188ZM258 20H259V19H258ZM43 21H44V20H43ZM61 21H60V22L57 21V23H58V22H59V23H62ZM84 21H85V20H84ZM108 21H109V20H108ZM119 21H120V20H119ZM123 21H122V22H123ZM125 21H126V20H125ZM134 21H135V20H134ZM161 21H162V20H161ZM163 21H164V20H163ZM259 21H260V20H259ZM13 22H14V21H13ZM44 22H45V21H44ZM54 22H55V21H54ZM70 22H71V21H70ZM89 22H91V21H89ZM94 22H95V21H94ZM137 22H138V21H137ZM181 22H182V21H181ZM181 22H180V23H181ZM183 22H184V21H183ZM15 23H16V22H15ZM51 23H53V22H50V23L48 22V24H51ZM59 23H58V24H59ZM64 23H65V22H64ZM64 23H63V24H64ZM72 23H73V21H72ZM92 23H93V22H92ZM92 23H91V24H92ZM197 23H198V22H197ZM257 23H258V21H257ZM261 23H260V24H261ZM13 24H14V23H13ZM63 24H62V25H63ZM74 24H75V23H74ZM83 24H84V23H83ZM89 24H90V23H89ZM115 24H116V23H115ZM117 24H118V22H117ZM148 24H150V23H148ZM176 24H177V23H176ZM198 24H199V23H198ZM225 24H226V23H225ZM263 24H264V22H263ZM18 25H19V24H18ZM18 25H17V26H18ZM40 25H42V22H41ZM44 25H45V24H44ZM52 25H55V24H51V27H53ZM56 25H57V24H56ZM75 25H76V24H75ZM87 25H88V24H87ZM92 25H93V24H92ZM104 25H105V24H104ZM111 25H113V23H112ZM125 25H126V24H125ZM130 25L132 26V23H131ZM172 25H173V24H172ZM179 25H180V24H179ZM14 26H16V25H14ZM14 26H13V28H14ZM22 26H23V25H22ZM57 26H58V25H57ZM90 26H91V25H90ZM94 26H95V25H94ZM99 26H100V24H99ZM209 26H210V25H209ZM224 26H223V27H224ZM256 26H258V25L256 24ZM0 27L3 28L4 26H0ZM65 27H67V26H65ZM88 27H89V26H88ZM97 27H98V25H97ZM119 27H120V26H119ZM124 27H125V26H124ZM135 27H137V26H135ZM135 27H134V28H135ZM146 27H147V26H146ZM206 27H207V26H206ZM1 28H0V29H1ZM24 28H25V26L23 27V29H24ZM85 28H86V27H85ZM90 28H91V27H89V29H90ZM94 28H95V27H94ZM99 28H100V27H99ZM103 28H104V27H103ZM114 28H115V26H114ZM121 28H122V27H121ZM126 28H127V27H126ZM129 28H130V27H129ZM129 28H128V29H129ZM159 28L165 30L166 26H165V24H162ZM167 28H168V27H167ZM4 29H6V28L4 27ZM86 29H87V28H86ZM89 29H88V30H89ZM96 29H97V28H96ZM101 29H102V26H101ZM101 29H100V30H101ZM111 29H112V28H111ZM124 29H125V28H123V30H124ZM135 29H136V28H135ZM161 29H160V30H161ZM176 29H177V28H176ZM206 29H207V28H206ZM206 29H205V27H204V28L202 29V31L205 32V34H208ZM257 29H258V28H257ZM6 30H7V29H6ZM6 30H3V31L5 32ZM24 30H26V29H24ZM24 30H21L20 27H17V30H15V33H16V34H17V33H20V34H21L22 32H24ZM59 30H60V29H59ZM84 30H85V29H84ZM93 30H94V29H93ZM109 30H110V29H109ZM115 30H117V29H115ZM126 30H127V29H126ZM181 30H182V29H181ZM183 30H184V29H183ZM195 30H196V29H195ZM0 31H2V30H0ZM10 31H11V29H10ZM29 31H30V30H29ZM29 31H28V32H29ZM86 31H87V30H86ZM127 31H128V30H127ZM127 31H126V33H127ZM134 31H135V30H134ZM144 31H148V30H144ZM188 31H189V30H188ZM188 31H184V32H186L185 34H188ZM208 31L211 32L212 30L210 31V30L208 29ZM229 31H230V30H229ZM236 31H237V30H236ZM253 31H254V30H253ZM260 31H261V29H260ZM13 32H14V31H13ZM13 32H12V34H15V33H13ZM97 32H98V31H97ZM130 32H131V31H130ZM159 32H160V31H159ZM180 32H181V31H180ZM184 32H182V33H184ZM190 32H191V31H190ZM25 33H27V32L25 31L24 34H25ZM30 33H31V32H30ZM32 33H33V32H32ZM78 33H79V32H78ZM86 33H87V32H86ZM91 33H92V32H91ZM93 33H94V32H93ZM122 33H123V32H122ZM149 33H150V35H151V32H149ZM165 33H166V31H165ZM194 33H195V32H194ZM239 33H238V34H239ZM16 34H15V35H16ZM24 34H23V35H24ZM96 34H97V33H96ZM114 34H115V33H114ZM124 34H125V32H124ZM154 34H155V33H154ZM180 34H181V33H180ZM212 34H213V33H212ZM263 34H264V32H263ZM25 35H26V34H25ZM35 35H36V34H35ZM37 35H38V34H37ZM37 35H36V36H37ZM41 35H43V34H41ZM70 35H71V32L69 33V37H70ZM74 35L76 36L75 33H74ZM78 35H79V34H78ZM98 35H99V34H98ZM119 35H120V34H119ZM119 35H118V36H119ZM127 35H128V34H127ZM130 35H131V34H130ZM130 35H129V38H130ZM136 35H137V34H136ZM136 35H135V36H136ZM142 35H143V34H142ZM148 35H149V34H148ZM155 35H156V34H155ZM158 35H159V34H158ZM168 35H169V34H168ZM182 35H183V34H182ZM240 35H238V36H240ZM16 36H18V35H16ZM26 36H28V34H27ZM31 36H32V35H31ZM31 36H30V34H29V38H30ZM33 36H34V35H33ZM36 36H34V37L36 38ZM75 36H73V37L75 38ZM79 36H81V35H79ZM94 36H96V35H94ZM122 36H123V34H122ZM135 36H134V37H135ZM230 36H231V35H230ZM18 37H19V36H18ZM18 37H17V38H18ZM21 37H22V36H21ZM23 37H24V36H23ZM37 37H38V36H37ZM39 37H40V35H39ZM77 37H78V36H77ZM92 37H93V34H92ZM125 37H126V36H125ZM136 37H137V36H136ZM172 37H174V36H172ZM183 37H185V36H183ZM210 37H211V36H210ZM228 37H229V36H228ZM231 37H232V36H231ZM241 37H240V38H241ZM7 38H8V36H7L5 39H7ZM10 38L12 39V38H14V36H12V37H10ZM32 38H33V37H32ZM32 38H31V39H32ZM40 38H43V37H40ZM82 38H83V37H82ZM106 38H107V37H106ZM118 38H119V37H118ZM127 38H128V36H127ZM129 38H128V39H129ZM213 38H214V35H213ZM11 39H9L8 41H11ZM14 39H15V38H14ZM20 39H21V38H20ZM25 39H27V38H25ZM67 39H69V38H67ZM85 39H86V38H85ZM112 39H113V38H112ZM125 39H126V38H125ZM135 39H136V38H135ZM162 39H163V38H162ZM181 39H182V38H181ZM183 39H184V38H183ZM186 39H187V37H186ZM217 39H218V38H217ZM217 39H216V40H217ZM236 39H238V38H236ZM33 40H34V38H33ZM37 40H38V39H37ZM44 40H45V39H44ZM47 40H48V41H47ZM56 40H57V39H56ZM83 40H84V38H83ZM108 40H109V39H107V41H108ZM131 40H132V39H131ZM156 40H157V39H156ZM218 40H219V39H218ZM233 40H234V39H233ZM12 41H13V40H12ZM24 41H25V40H24ZM26 41L28 42V40H26ZM46 41L48 42V45H49V42H50V41H53V40H50V41H49V39L46 38L45 42H46ZM80 41H81V40H80ZM84 41H85V40H84ZM84 41H83V42H84ZM109 41H110V40H109ZM109 41H108V42H109ZM112 41H113V40H112ZM117 41H118V40H117ZM129 41H130V40H129ZM142 41H143V40H142ZM159 41H160V40H159ZM195 41H196V40H195ZM199 41H200V40H199ZM208 41H209V40H208ZM213 41H214V40H213ZM0 42H2V41H0ZM5 42H6V41H5ZM5 42L3 41L2 44H4ZM41 42L43 43V41L41 40V41L39 42L40 45H41ZM45 42H44V43H45ZM56 42H57V41H56ZM119 42H120V41H119ZM196 42H197V41H196ZM228 42H229V41H228ZM236 42H237V40H236ZM8 43H9V42H8ZM12 43H13V42L9 43V45H8V44H4V46H5V45H6L7 47L9 46V50H10V46H11L10 44H12ZM21 43H22V42H21ZM50 43H51V42H50ZM58 43H59V41H58ZM62 43H63V42H62ZM105 43H106V42H105ZM122 43H123V42H122ZM169 43H170V41H169ZM249 43H252V42H249ZM18 44H19V43H18ZM26 44H27V43H26ZM33 44H34V43H33ZM33 44H31V45H33ZM54 44H55V43H54ZM59 44H60V43H59ZM63 44H64V43H63ZM85 44H86V43H85ZM109 44H110V43H109ZM120 44H121V43H120ZM161 44H162V43H161ZM165 44H167V43H165ZM165 44H163V45H165ZM193 44H194V43H193ZM199 44L201 45V43H199ZM199 44H197V46H198ZM202 44H204V43H202ZM244 44H245V43H244ZM23 45H25V44H23ZM31 45H30V43H29V46H30V47H31ZM34 45L36 46V44H34ZM38 45H39V44H38ZM42 45H44V44H42ZM50 45H51V44H50ZM57 45H58V44H56V46H57ZM60 45H62V44H60ZM145 45H146V44H145ZM150 45H151V44H150ZM163 45H162V46H163ZM167 45H168V44H167ZM174 45H175V44H174ZM186 45H187V43H186ZM186 45H185L184 47H186ZM242 45H243V44H242ZM242 45H241V46H242ZM246 45H247V44H246ZM21 46H22V44H21ZM29 46H28V47H29ZM45 46H46V45H45ZM64 46H65V45H64ZM64 46H63V47H64ZM84 46H85V45H84ZM119 46H120V45H119ZM141 46H142V45H141ZM241 46H240V47H241ZM253 46H254V45H253ZM0 47H1V46H0ZM7 47H5V48H7ZM11 47L13 48L14 46H11ZM22 47H23V46H22ZM28 47L26 48V46H25L26 49H30V48H28ZM32 47H33V46H32ZM43 47H44V46H42V48H43ZM50 47H51V46H50ZM50 47H49V48H50ZM172 47H174V46H172ZM195 47H196V43H195ZM242 47H243V46H242ZM250 47H251V46H250ZM250 47H249V48H250ZM262 47H263V46H262ZM2 48H4L3 45H2ZM2 48H1V50H3ZM5 48H4V49H5ZM12 48H11V49H12ZM23 48H24V47H23ZM23 48H21V50H22ZM40 48H41V47H40ZM42 48H41V49H42ZM49 48H47V49H49ZM51 48H53V47H51ZM55 48H56V47H55ZM57 48H58V47H57ZM61 48H62V46H61ZM64 48H65V47H64ZM64 48H63V50H64ZM85 48H86V46H85ZM113 48H114V46H113ZM113 48H112V49H113ZM117 48L119 49L120 47H117ZM121 48H122V47H121ZM121 48H120V49H121ZM123 48H124V47H123ZM127 48H128V47H127ZM127 48H126V49H127ZM137 48H138V47H137ZM167 48H168V47H165V48H164V46L162 47V49H164V50L167 49ZM169 48H170V47H169ZM174 48H175V47H174ZM174 48H173V50H174ZM176 48H177V46H176ZM190 48H191V47H190ZM199 48H200V47H199ZM202 48H203V47H202ZM260 48H261V47H260ZM26 49H24V52H25V51H26V52H29V51H30V50H26ZM31 49H32V48H31ZM65 49L68 50L67 47H66ZM112 49H111V51H112ZM128 49H129V48H128ZM128 49H127V50H128ZM135 49H136V47H135ZM139 49L141 50V47H140ZM197 49H198V48H197ZM246 49H247V50H246ZM246 49H245V48H244V49L241 48V52H239L238 55L235 53L236 55L234 54V56H233L232 58H231V56H230V60H231V61H233V62H236V61L242 62V61H243L244 65H245V66L242 67V65L239 64V62H238V64L235 65V67H232L233 69L231 68V69H232L231 72H233L234 75H238V74H242L243 72H245V70H247V69H249V68H251L252 70H253V67L261 68L262 76L260 77V75H258V74H257L258 76H255L256 73H255V74L253 73L255 77L252 76L251 78H252V79L255 78V79H254L255 81L253 80L254 82H252L251 84H249V86H254V87L261 86V87H264V63H263V60H264V59H263V58H262L263 60L261 59V62H262V63H258V62H260V60L257 61L258 58H255L256 56L250 55L251 52L249 51L248 48H246ZM252 49H253V48H252ZM9 50L6 51V53L9 52ZM15 50H16V49H15ZM58 50H59V48H58ZM115 50H117V49L114 48V50H113L112 52H116V53H117L118 50H117V51H115ZM124 50H125V49H124ZM127 50H126V51H127ZM132 50H133V48H132ZM132 50H131V51H132ZM182 50H183V49H182ZM190 50H191V49H190ZM253 50H254V49H253ZM10 51H11V50H10ZM13 51H14V50H13ZM17 51L20 52L19 50H17ZM22 51H23V50H22ZM31 51H32V50H31ZM50 51H51V49H50ZM54 51H55V50H54ZM61 51H62V50H61ZM68 51H71V50H68ZM136 51H138V50H136ZM166 51H167V50H166ZM215 51H216V50H215ZM262 51H263V50H262ZM262 51H261V52H262ZM14 52H15V51H14ZM26 52H25V54H27ZM32 52H33V51H32ZM43 52H44V54L47 53V51H46L45 48H44V51H43ZM56 52H57V51H56ZM132 52H135V51L133 50ZM163 52H164V51H163ZM248 52H250V54H248ZM255 52H256V51H255ZM255 52H254V53H255ZM15 53H16V52H15ZM29 53H31V52H29ZM29 53H28V54H29ZM33 53H34V52H33ZM35 53H37V52H35ZM40 53H41V55H42V52H40ZM40 53H39V54H40ZM49 53H50V52H49ZM59 53H60V52H59ZM61 53H62V52H61ZM65 53H67V52H65ZM86 53H87V52H86ZM160 53H161V52H160ZM221 53H222V52H221ZM17 54H18V53H17ZM22 54H23V52H22ZM22 54H18V55H22ZM25 54H23V55H25ZM44 54H43V55H44ZM56 54H57V53H56ZM72 54H73V52H72ZM81 54H82V53H81ZM83 54H84V53H83ZM87 54H88V53H87ZM87 54H84L83 56H85V55H87ZM89 54H90V53H89ZM89 54L87 55V57L89 56ZM109 54H110V56H111V53H110V52H109ZM109 54H107V55H109ZM118 54H119V53H118ZM120 54H121V53H120ZM127 54H128V51H127ZM135 54H136V53H135ZM255 54H256V53H255ZM255 54H254V55H255ZM260 54H261V53H260ZM262 54H263V52H262ZM9 55H10V54H9ZM12 55H13V54H12ZM30 55H31V54H30ZM32 55H33V54H32ZM35 55H36V54H35ZM49 55H50V54H49ZM67 55H70V54L68 53ZM67 55H66V56H67ZM113 55H115V53H113L112 56H113ZM132 55H134V53H133ZM158 55H159V52H158ZM163 55H164V54H163ZM165 55H166V54H165ZM179 55H180V54H179ZM196 55H197V54H196ZM232 55H233V54H232ZM257 55H259V51H258V54H257ZM46 56H48V53L46 54ZM55 56H56V55H55ZM55 56H54V57H55ZM57 56L59 57V55H57ZM66 56H65V57H66ZM125 56H127V55H125ZM159 56H160V55H159ZM29 57H30V56H29ZM36 57H37V56H36ZM44 57H45V56H44ZM44 57H43V58H44ZM48 57H49V56H48ZM81 57H82V55H81ZM105 57H106V56H105ZM131 57H132V56H131ZM157 57H158V56H157ZM157 57H156V59H157ZM165 57H166V56H165ZM192 57H193V56H192ZM262 57H264V54L262 55ZM6 58H7V55H5V56H3V55L1 56V55H0V60L2 59V60L0 61V68H1L0 70H1V72H2V70H3V72H4L5 70H9V68H10V66L6 65V62H5V64H2L4 60L6 61ZM11 58H12V57H11ZM14 58H15V57H14ZM14 58H12V59H13V62H14ZM21 58H22V57H21ZM34 58H35V57H34ZM93 58H94V57H93ZM93 58H92V59H93ZM106 58H107V57H106ZM106 58H105V59H106ZM109 58H110V57H108V59H109ZM158 58L160 59V61H162L160 57H158ZM163 58H164V57H163ZM17 59H20V58H17ZM22 59H23V58H22ZM26 59L28 60L29 58L26 56ZM30 59L32 60L33 58H30ZM47 59H48V58H47ZM53 59H55V58H53ZM92 59H91L90 57H88V61L91 60V61L93 62V60H96V59H93V60H92ZM138 59H139V58H138ZM154 59H155V58H154ZM159 59H158V61H157V60H156V61H157V62H160ZM179 59H180V58H179ZM179 59H178V60H179ZM186 59H187V58H186ZM188 59H189V58H188ZM193 59H195V58H193ZM193 59H192V60H193ZM256 59H257V60H256ZM259 59H260V58H259ZM24 60H25V59H24ZM35 60H36V59H35ZM45 60H46V59H45ZM109 60H110V59H109ZM109 60H108V61H109ZM116 60H117V59H116ZM150 60H151V58H150ZM150 60H149V62H151ZM178 60H177V62H178ZM182 60H183V59H182ZM192 60H189V61L191 62ZM195 60H196V59H195ZM203 60H204V59H203ZM234 60H235V61H234ZM19 61H20V60H17V62H19ZM21 61H22V60H21ZM21 61H20V62H21ZM55 61H56V60H55ZM55 61H54V62H55ZM63 61H64V60H63ZM67 61H69V59H67ZM106 61H107V60H106ZM117 61H118V60H117ZM131 61H132V60H131ZM143 61H144V60H143ZM143 61H142V63H143ZM180 61H181V60H180ZM187 61H188V60H187ZM193 61H194V60H193ZM20 62H19V63H20ZM24 62H26V60H25ZM24 62L22 61V63H24ZM31 62H32V61H31ZM33 62H34V61H33ZM61 62H62V60H61ZM111 62H112V59H111ZM119 62H120V60H119ZM145 62H146V61H145ZM145 62H144V64H145ZM153 62H155V61H153V59H152V63H153ZM157 62H156V63H157ZM183 62H184V61H183ZM190 62H188L189 64L187 63V64H188V67L186 66L187 69H188L189 67H190L189 69H192L195 65L198 67V62H197V64H195L196 61H195V63H194V62H191V63H190ZM199 62H200V61H199ZM208 62H209V61H208ZM233 62H232V63H233ZM15 63H16V62H14V64H15ZM19 63H18V64H19ZM27 63H28V62H27ZM27 63H25V64L27 65V67H26L25 65H22L21 67H23V66H25V67H23V68L20 67V68H18V69H17V68H14V65H13V68L15 69V70H14L15 73H16V72H18V73L20 72L19 75H21L22 73L24 74V73L30 71V69H34V65H36L35 62H34V64H33V67H32V68H31V66H28ZM113 63H114V61H113ZM115 63H116V62H115ZM137 63H140V61L137 62ZM137 63H136V64H137ZM168 63H169V62H168ZM192 63H193V64H192ZM203 63H204V62H203ZM205 63H206V62H205ZM12 64H13V63H12ZM54 64H55V63H54ZM88 64H89V63H88ZM121 64H122V63H121ZM133 64L136 65L135 63H133ZM150 64H151V63H150ZM150 64H149V66H150ZM153 64H154V63H153ZM158 64H159V63H158ZM179 64H180V62H179ZM194 64H195V65H194ZM200 64H201V63H200ZM20 65H21V64H20ZM20 65H19V66H20ZM29 65H31V64H29ZM39 65H40V64H39ZM49 65H51V64H49ZM63 65H64V63H63ZM68 65H70V63H68ZM125 65H127V64H125ZM141 65H142V64H141ZM141 65H140V64H137V66H141ZM145 65H146V64H145ZM147 65H148V64H147ZM151 65H152V64H151ZM185 65H186V64H185ZM201 65H202V64H201ZM201 65H200V66H201ZM228 65H229V64H228ZM15 66H16V64H15ZM19 66H18V67H19ZM41 66H43V65H41ZM113 66H114V65H112L111 67H113ZM118 66H119V65H118ZM154 66H155V65H154ZM179 66H180V65H179ZM181 66H182V65H181ZM181 66H180V67H181ZM191 66H193V67L191 68ZM35 67H37V66H35ZM39 67H40V66H39ZM69 67H71V66H69ZM121 67H122V66H121ZM126 67H127V66H126ZM142 67H143V65H142ZM176 67H177V66H176ZM183 67H184V66H183ZM37 68H38V67H37ZM37 68H36V69H37ZM45 68H46V67H45ZM131 68H132V66H131ZM131 68H130V69H131ZM134 68H135L134 70H136L137 67L134 66ZM145 68H146V66H144L143 69H145ZM200 68H203V67H200ZM200 68H199V69H200ZM41 69H43V68H41ZM119 69H120V67H119ZM125 69H126V68H125ZM139 69H140V68H139ZM141 69H142V68H141ZM156 69H157V68H156ZM164 69H165V68H164ZM195 69H196V67H195ZM251 69H250V70H251ZM37 70H38V69H37ZM51 70H52V69H51ZM61 70L63 71V69H61ZM61 70H60V71H61ZM64 70H65V69H64ZM68 70H69V69H68ZM68 70L66 69L67 72H68ZM103 70H104V69H103ZM120 70H121V69H120ZM120 70H119V71H120ZM146 70H147V69H146ZM152 70H153V69H152ZM152 70H151V71H152ZM196 70H198V69H196ZM34 71H35V70H33V72H34ZM46 71H47V70H46ZM48 71H49V70H48ZM62 71H61V73H62ZM88 71H89V70H88ZM132 71H133V70H132ZM148 71H149V70H148ZM148 71H147V72H148ZM153 71H154V70H153ZM155 71H156V70H155ZM158 71H159V70H158ZM164 71H166V70H164ZM193 71H194V68H193ZM6 72H8V71H6ZM36 72H37V71H36ZM39 72H40V70H39ZM39 72H38V73H39ZM115 72H116V71H115ZM122 72H123V71H122ZM156 72H157V71H156ZM203 72H204V70H203ZM18 73H17V74H18ZM53 73H54V72H53ZM64 73L66 74V72H63V74H64ZM72 73H73V72H72ZM78 73H80L81 76L84 78L83 75H84L86 72L83 74V71H82V73L79 71ZM134 73H135V72H134ZM143 73H144V72H143ZM153 73H155V72H153ZM153 73L151 72L152 75H153ZM219 73H220V70H218L217 72H215L214 76L211 78L212 80H210V82L212 81V85H213V86L210 85V86H211L210 90H208V89L206 88V89L208 90V92H207L206 95H201V94L203 93V91H202L201 94L197 93V94H198V95H197V99H198V101H197V103L195 102V103H196V105H195V109H197V107H199V106L202 107V106L209 105L211 102H213L214 96L217 95V93H218L219 91H220V92H223V91H222V90H223V84H221V83L219 84L218 80L216 81V79H217L218 76H219ZM250 73H251V72H250ZM30 74H31V75H29L28 78L31 79V77H33L32 71L30 72ZM34 74H35V73H34ZM65 74H64V75H65ZM69 74H70V73H69ZM86 74H87V73H86ZM86 74H85V75H86ZM119 74H121V73H119ZM139 74H140V73H139ZM155 74H158V73H155ZM164 74H165V73H164ZM19 75H18V76H19ZM37 75H38V74H37ZM39 75L41 76L40 73H39ZM50 75H51V74H50ZM76 75H77V74L75 73L74 76H76ZM87 75H88V74H87ZM87 75H86V76H87ZM121 75L123 76V74H121ZM136 75H137V74H136ZM152 75H149V76H152ZM190 75H191V74H190ZM194 75H195V74H194ZM194 75H193V76H194ZM203 75H204V74H203ZM228 75H229V74H228ZM0 76H1V75H0ZM18 76H17V77H18ZM22 76L24 77V75H22ZM22 76H21V77H22ZM40 76H37V78L39 77L38 79H37V78H36V79H33V78H32L34 81L36 80V82H34V84H33V83L30 84L32 87H34V86H38V83L44 82V78H45V77H44V78H42V77L40 78ZM145 76H146V75H145ZM160 76H161V75H160ZM163 76H164V75H162V77H163ZM195 76H197V75H195ZM198 76H199V74H198ZM204 76H207V74L204 75ZM204 76H202V77H204ZM208 76H210V75H208ZM231 76H232V75H231ZM249 76H251V74H250ZM1 77H2V76H1ZM23 77H22V78H23ZM25 77H26V76H25ZM35 77H36V75L34 76V78H35ZM47 77H48V76H47ZM52 77H53V75H52ZM54 77H55V76H54ZM120 77H121V76H120ZM123 77H124V76H123ZM128 77H129V76H128ZM134 77H135V76H134ZM152 77H153V76H152ZM162 77H160V78H162ZM202 77H199V78H200V81H202V80H201ZM258 77H260L259 80H258V79L256 80V78H258ZM3 78H4V77H3ZM19 78H20V77H19ZM19 78H18V79H19ZM55 78H56V77H55ZM55 78H54V79H55ZM62 78H63V77H62ZM118 78H119V77H118ZM132 78H133V76H132ZM189 78H191V77H189ZM196 78H198V77H195L194 79H196ZM204 78H205V77H204ZM207 78H209V77H207ZM221 78H222V77H221ZM221 78H220V79H221ZM224 78H225V77H224ZM247 78H248V77H247ZM18 79H16V80H18ZM24 79H25V78H24ZM30 79H29L28 81H30V83H31V80H30ZM51 79H52V78H51ZM65 79H66V78H65ZM90 79H91V78H90ZM92 79H93V78H92ZM95 79H97V78H95ZM95 79H94V80H95ZM129 79H130V78H129ZM205 79H206V78H205ZM218 79H219V78H218ZM13 80H14V79H13ZM16 80H14V81H16ZM22 80H23V79H22ZM25 80H26V79H25ZM33 80H32V81H33ZM139 80H140V79H139ZM139 80H138V81H139ZM191 80H193V79H189V81H191ZM203 80H204V79H203ZM226 80H227V79L225 78V81H226ZM228 80H229V79H228ZM230 80H231V79H230ZM249 80H251L250 77H249ZM249 80H248V81H249ZM10 81H11V80H10ZM19 81H20V80H18V82H19ZM55 81H56V79L54 80V82H55ZM57 81H58V80H57ZM61 81H62V80H61ZM65 81H66V80H65ZM78 81H79V80H78ZM90 81H91V80H90ZM100 81H101V80H100ZM100 81H99V79H97L96 82H93V83H94L93 85H94V86H95V85H98V88H99V87H102ZM105 81L110 85V81H107L106 79H105ZM135 81H137V80H135ZM135 81H134V83H135ZM185 81H186V80H185ZM196 81H197V80H196ZM196 81H195V82H196ZM206 81H207V79L205 80V82H206ZM221 81H222V80H221ZM251 81H252V80H251ZM22 82H23V81H22ZM24 82H25V81H24ZM24 82H23V83H24ZM81 82H82V81H81ZM88 82H89V81H88ZM88 82H87V83H88ZM139 82H142V81H139ZM139 82H137V83H139ZM193 82H194V81H193ZM217 82H218V83H217ZM222 82H224V80H223ZM226 82H228V81H226ZM16 83H17V82H16ZM23 83H22V84H23ZM48 83H49V82H45V84H47V85H48ZM59 83H60V82H59ZM59 83H58V84H59ZM63 83H64V82H63ZM63 83H62V85H63ZM84 83H86V82H84ZM84 83H83V84L81 83L82 85H74V86H71V85H70L69 90H70L71 92H74V94H75V92H77V91H79V90H82V89H84V88H87V86H85ZM87 83H86V84H87ZM90 83H92V82H90ZM90 83H88V84H90ZM125 83H126V82H125ZM131 83H132V82H131ZM185 83H186V82H185ZM187 83H188V82H187ZM213 83H214V84H213ZM224 83H225V82H224ZM11 84H12V81H11L10 85H11ZM22 84H21V85H22ZM25 84H26V82H25ZM50 84H51V82H50ZM50 84L48 85L49 87H50ZM56 84H57V83H56ZM67 84H68V83H66V85H67ZM79 84H80V82H79ZM115 84H118V83L115 82ZM120 84H121V83H120ZM142 84H143V83H142ZM165 84H166V83H165ZM165 84H164V85H165ZM189 84H190V83H189ZM231 84H232V83H231ZM10 85H9V81L6 83V82L3 81V79H0V90H1V88H3V87L5 88L6 86L9 87V88L12 87V90H14V89L17 90V87L15 88L14 85L19 86V85H20V82H19V84H14V85H12V86H10ZM30 85H29V86H30ZM51 85H52V84H51ZM53 85H55V83H54ZM53 85H52V86H53ZM91 85H92V84H91ZM91 85H90V86H91ZM102 85H104V84H102ZM112 85H113V84L110 85V87H111V89L109 88L110 91L113 90V89L115 88V87L113 88V86H115V85H113V86H112ZM121 85H122V84H121ZM143 85H144V84H143ZM145 85H146V84H145ZM166 85H167V84H166ZM171 85H172V84H170V86H171ZM193 85H194V84H193ZM221 85H222V86H221ZM238 85H239V84H238ZM243 85H244V84H243ZM31 86H30V89H31ZM44 86H45V85H44ZM44 86H43V87H44ZM63 86H65V85H63ZM106 86H107V85H106ZM116 86H117V85H116ZM118 86H119V85H118ZM125 86H126V85H125ZM133 86H134V84H133ZM149 86H150V85H149ZM152 86H153V85H152ZM20 87H21V86H20ZM27 87H28V85H27ZM46 87H47V86H46ZM68 87H69V86H68ZM88 87H89V85H88ZM120 87H122V86H120ZM123 87H124V86H123ZM127 87H128V85H127ZM137 87L139 88L140 86H137L136 83H135V87H134L135 89H134V91H135V90H138ZM153 87H154V86H153ZM158 87H159V86H158ZM188 87H189V86H188ZM191 87H192V86H191ZM204 87H205V86H204ZM225 87L227 88V86H225ZM241 87H242V86H241ZM21 88L23 89V87H21ZM21 88H20V90H21V92H22V89H21ZM34 88H35V87H34ZM34 88H33V89H34ZM53 88H55V90H56V89H57V90H62V89H64V88L61 86V84H59V85H55L54 87H52V88H47V89L50 90V89H53ZM89 88H91V87H89ZM104 88H105V87H104ZM106 88H107V87H106ZM112 88H113V89H112ZM118 88H119V87H118ZM132 88H133L132 85H131V86L129 85L128 89L126 88V89L128 90V94H129V92H132V91H131ZM136 88H137V89H136ZM143 88H144V87H143ZM147 88H148V87H147ZM172 88H173V85H172L171 88H170L169 86H168V87H164V88H160V93H163V92H164L165 95H166V94H169V93L171 92L170 89H172ZM189 88H190V87H189ZM192 88H193V87H192ZM234 88H235V86H234ZM239 88H240V87H239ZM249 88H250V87H249ZM251 88H252V87H251ZM7 89H8V88H7ZM27 89H28V91H27ZM33 89H31V90H33ZM44 89H46V88H44ZM65 89H67V87H66ZM65 89H64V90H65ZM115 89H116V88H115ZM119 89L124 91L125 87H124V89H121V88H119ZM119 89H118V90H119ZM126 89H125V91H126ZM187 89H188V88H187ZM187 89H186V90H187ZM231 89H232V88H231ZM240 89H241V88H240ZM243 89H244V87H243ZM243 89H242V90H243ZM257 89H258V88H257ZM262 89H263V88H262ZM9 90H10V89H9ZM53 90H54V89H53ZM87 90H88V89H87ZM101 90H102V89H101ZM149 90H150V89H149ZM149 90L146 89V91H148V94H149ZM202 90H203V89H202ZM204 90H205V89H204ZM207 90H206V91H207ZM233 90L235 91L236 89H233ZM252 90H253V89H251V93H250V91H248V90H244V92H245L244 95H245V96L247 95V96H246V97H247V100H245V101L248 102V103H246V105L249 104V103L252 102V101L255 103V102H257L256 100L260 101V100L263 99V96H262V98H261V97H260L261 95L258 96V94H257V95L253 94V93L255 92V88H254V90H253V91H254L253 93H252ZM263 90H264V89H263ZM3 91H4V89H3ZM5 91H6V90H5ZM25 91H26L27 93H29V88H25ZM44 91H45V90H44ZM44 91H43V92H44ZM66 91H68V90H66ZM83 91H85V89H84ZM102 91H103V90H102ZM138 91H139V90H138ZM140 91H141V90H140ZM143 91H145V90H143ZM151 91H152V90H151ZM172 91H173V90H172ZM206 91H205V92H206ZM231 91H232V90H231ZM239 91H240V90H239ZM261 91H262V90H261ZM0 92H2V90H1ZM15 92H18V90L15 91ZM15 92H14V95L17 94V93L15 94ZM62 92H63V91H62ZM64 92H65V91H64ZM71 92H70V93H71ZM80 92H81V91H80ZM112 92H113V91H112ZM141 92H142V91H141ZM158 92H159L158 90H156V92H155V90L153 91V93H157V94H158ZM235 92H236V91H235ZM259 92H260V90H259ZM259 92H258V93H259ZM11 93H12V92H11ZM18 93H19V92H18ZM27 93H26V94H27ZM40 93H41V92H40ZM66 93H67V92H66ZM125 93H126V92H125ZM125 93L122 92V93L120 94V93L117 92L118 95H119V94L121 95L120 97H122V94H125ZM150 93H151V92H150ZM164 93H163V94H164ZM5 94H6V93H5ZM21 94H22V93H21ZM29 94H30V93H29ZM33 94H34V93H33ZM112 94H113V93H112ZM143 94H145V92H143ZM228 94H229V93H224V94L221 95V97H223V98H222V99H223L222 101L225 100L224 102H227V101H230L232 98L235 97V94H234V93L232 94V96H230L231 94H229V95H228ZM17 95H18V94H17ZM17 95H16V96H17ZM75 95H76V97H77L78 93L75 94ZM79 95H81V93H80ZM150 95H151V94H150ZM159 95H160V94H159ZM169 95H171V93H170ZM191 95H192V94H191ZM242 95H243V94H242ZM22 96H23V95H22ZM27 96H28V95H27ZM124 96H125V95H124ZM151 96H152V95H151ZM154 96H155V95H154ZM154 96H152V98H153ZM245 96H244V98H245ZM10 97H11V96H10ZM13 97H14V96H13ZM31 97H32V94H31ZM105 97H106V95H105ZM113 97H115V94L112 96V100H114ZM147 97H148V96H147ZM162 97H163V96H162ZM215 97H216V96H215ZM218 97H219V96H218ZM11 98H12V97H11ZM26 98H27V97H26ZM26 98H25V101H26ZM34 98H35V97H34ZM72 98H73V97H72ZM80 98H81V97H80ZM106 98H107V97H106ZM118 98H119V97H118ZM155 98H156V96H155ZM159 98H160V97H159ZM188 98H190V97H188ZM236 98H237V97H236ZM236 98H235V99H236ZM260 98H261V99H260ZM13 99H14V98H13ZM32 99H33V97H32ZM74 99H75V96H74ZM131 99H132V98H131ZM133 99H134V98H133ZM142 99H143V98H142ZM142 99H140V102H139V103H142V102H141ZM170 99H171V97H170ZM192 99H193V98H192ZM215 99H216V98H215ZM16 100H17V99H16ZM20 100H21V99H20ZM22 100H23V99H22ZM27 100L29 101V99H27ZM43 100H44V99H43ZM75 100H76V99H75ZM79 100H80V99H79ZM100 100L102 101V99H100ZM128 100H129V99H128ZM186 100H187V99H186ZM254 100H255V101H254ZM5 101H6V99H5ZM72 101H73V99H72ZM103 101H105V100L103 99ZM116 101H118L117 98H116ZM131 101H132V100H130V102H131ZM138 101H139V100H138ZM142 101H143L145 104H151V105H152L153 103H155V102H153V101H154L153 99H145V100H142ZM262 101H263V100H262ZM26 102H27V101H26ZM38 102H39V101L34 102V103H38ZM40 102H42V101H40ZM54 102H55V101H54ZM54 102H50V105H51V103H54ZM59 102H60V101H59ZM98 102L100 103V101H98ZM111 102H112V101H111ZM113 102H115V101H113ZM113 102H112V103H113ZM123 102H124V100H123ZM125 102H126V101H125ZM130 102H129V103H130ZM133 102H134V101H133ZM220 102H221V101H220ZM260 102H261V101H260ZM17 103H19L18 100H17ZM17 103H16L15 105H17ZM23 103H24V102H23ZM27 103H28V102H27ZM29 103H31V102H29ZM42 103H44V102H42ZM45 103H46V102H45ZM102 103H104V102H102ZM134 103H135V102H134ZM183 103L185 104V102H183ZM190 103H191V102H190ZM218 103H219V102H218ZM56 104H57V101H56ZM95 104H96V105H95ZM95 104H93L94 107H93L92 109H93L94 111H96V110H100V108H101V107L99 108V105H100V104H97V102H96ZM127 104H128V103H127ZM164 104H165V103H164ZM193 104H194V102H193ZM250 104H251V103H250ZM252 104H253V103H252ZM260 104H261V103H260ZM20 105H21V102H20ZM29 105H30V104H29ZM32 105H33V104H32ZM43 105H44V104H43ZM47 105H49V104H47ZM52 105H55V104H52ZM93 105H92V106H93ZM109 105H110V104H109ZM132 105H133V104H131V106H132ZM154 105H155V104H154ZM191 105H192V104H191ZM214 105H215V104H214ZM217 105H219V104H217ZM24 106H26V105L23 104V107H24ZM27 106H28V105H27ZM30 106H31V105H30ZM39 106H40V105H39ZM100 106H101V105H100ZM105 106H106V105H105ZM113 106H114V105H113ZM15 107H16V106H15ZM21 107H22V105L19 106V108H21ZM41 107H42V105L40 106V108H41ZM102 107H103V104H102ZM126 107H129V106L127 105ZM132 107H133V106H132ZM157 107H162V106L158 105ZM173 107H174V106H173ZM180 107H181V106H180ZM185 107H186V104H185ZM17 108H18V106L15 108V111H14L13 109H8V110L6 111V112H7L6 115L8 114V115L13 116L12 119H13V118H14V119H15V118H16V119L19 118V115H20V114H19V112H16ZM40 108H39V109H40ZM43 108H44V107H43ZM191 108H193V106H192ZM191 108H189V109H191ZM206 108H207V107H206ZM215 108H216V106H215ZM242 108H243V107H242ZM21 109H22V108H21ZM24 109H25V108H24ZM30 109H35V110H36V108H35V107L33 108V106H32ZM48 109H49V108H48ZM92 109H91V110H92ZM95 109H96V110H95ZM129 109H130V107H129ZM161 109H162V108H161ZM163 109H166V108H165V105H164ZM171 109H172V108H171ZM219 109H220V108H219ZM248 109H249V108H248ZM45 110H47V109H45ZM106 110H107V109H106ZM153 110H154V109H153ZM156 110H160V109L156 108ZM172 110H173V109H172ZM191 110H192V109H191ZM204 110H205V109H204ZM239 110H240V106H238V104H237V108H236V110H235V113L238 112ZM24 111H25V110H24ZM54 111H55V110H53L52 112H54ZM61 111H62V110H61ZM100 111H101V110H100ZM162 111H163V110H162ZM175 111H176V113H179V114H180V110L178 111V107H177V110H175ZM177 111H178V112H177ZM202 111H203V110H202ZM219 111H220V110H219ZM247 111H248V110H247ZM20 112H21V111H20ZM33 112H34V111H33ZM33 112H31V113H33ZM35 112H36V111H35ZM80 112H81V111H80ZM97 112H98V111H97ZM106 112H107V111H106ZM111 112H113V111H111ZM114 112H116V111L114 110ZM128 112H129V111H128ZM132 112H133V111H132ZM153 112H154V111H153ZM163 112H164V111H163ZM189 112H190V111H189ZM191 112H192V111H191ZM197 112H198V111H197ZM197 112H196V113H197ZM227 112H228V111H227ZM3 113H4V112H3ZM22 113L24 114V112H22ZM22 113H21V114H22ZM36 113H37V112H36ZM54 113H55V112H54ZM109 113H110V112H109ZM25 114H26V113H25ZM25 114H24V115H25ZM33 114H35V113H33ZM55 114H56V113H55ZM55 114H54V116H55ZM63 114H64L63 117H65V113H64V112H63ZM75 114L78 115L79 113L76 112ZM75 114H72V115H75ZM197 114H198V113H197ZM197 114H196V115H197ZM228 114H231V113H228ZM66 115H67V114H66ZM91 115H92V114H91ZM93 115H94V114H93ZM132 115H133V114H132ZM136 115H137V113H136ZM141 115L144 116L143 113H141ZM151 115H152V114H151ZM151 115H150V117H151ZM172 115H174V114L172 113ZM184 115H185V114H184ZM191 115H192V114H191ZM194 115H195V114H194ZM196 115H195V117H196ZM203 115H204V114H203ZM224 115H225V114H224ZM224 115H223V116H224ZM4 116H5V115H4ZM11 116H10V117H11ZM22 116H23V115H22ZM48 116H49V115H48ZM60 116H61V115H60ZM68 116H69V115H68ZM100 116H101V115H100ZM106 116H107V115H106ZM114 116H115V115H114ZM160 116H161V115H160ZM199 116H200V115H199ZM201 116H202V114H201ZM230 116H232V115H230ZM5 117H6V116H5ZM56 117H58V116H55V117H53V118H56ZM61 117H62V116H61ZM69 117H71V116H69ZM96 117H97V116H96ZM130 117H131V116H130V114H129V118H130ZM145 117H146V116H145ZM158 117H159V116H158ZM239 117H240V116H239ZM22 118H23V119H21V117H20L21 121H20V122L18 121V123H21V125H22V123L24 124V123L26 122V125H27V124H28V123H27L28 117H26L27 120H26V118H25V120H24V117H22ZM32 118H33V117H32ZM65 118H66V117H65ZM73 118H74V117H73ZM80 118H81V117H80ZM119 118H120V117H119ZM132 118H133V116H132ZM140 118H143V117H141V116H140V117L135 116L134 119H131V120H135V121L138 120V121H139ZM224 118L227 119V116H225ZM232 118H233V123L238 122V120H237L235 117H232ZM241 118H242V117H241ZM67 119H69V118H67ZM229 119H230V118H229ZM248 119H249V118H248ZM18 120H19V119H18ZM118 120H119V119H118ZM148 120H149V118H148ZM155 120H156V119H155ZM155 120H154V121H155ZM223 120H224V119H223ZM244 120H245V118H244ZM24 121H25V122H24ZM82 121H83V120H82ZM99 121H100V120H99ZM105 121H106V120H105ZM145 121H146V123H148L147 120H145ZM145 121H144V124H145ZM150 121H151V120H150ZM150 121H149V123H150ZM251 121H252V120H251ZM256 121H257V120H256ZM256 121L254 120V122H256ZM83 122H84V121H83ZM112 122H113V121H112ZM139 122H140V121H139ZM184 122H185V121H184ZM184 122H183V123H184ZM214 122H215L214 120H203V124L206 125L207 127H209V126H211V125L213 126V125H214ZM86 123H87V121H86ZM142 123H143V122H142ZM149 123H148V124H149ZM162 123H163V122H162ZM162 123H161V124H162ZM189 123H190V122H189ZM245 123H246V122H245ZM248 123H249V122H248ZM257 123H258V122H257ZM79 124H80V123H79ZM81 124H82V123H81ZM81 124H80V125H81ZM87 124L89 125V124H91V123H87ZM108 124H109V123H108ZM111 124H112V123L110 122V127H111ZM113 124H114V123H113ZM140 124H141V122H140L138 125H140ZM144 124H143V125H144ZM148 124H147V125H148ZM151 124H152V122H151ZM166 124H167V123H166ZM215 124H216V123H215ZM243 124H244V122H243ZM26 125H25V126H26ZM28 125H29V124H28ZM42 125H43V124H42ZM44 125H45V124H44ZM85 125H86V124H85ZM88 125H87V127H88ZM143 125H140L139 127L141 128ZM145 125H146V124H145ZM184 125H186V124H184ZM184 125H183V126H184ZM192 125H193V124H192ZM192 125H191V128H192ZM232 125H233V124H232ZM25 126H24V127H25ZM30 126H31V125H30ZM30 126H29V127H30ZM81 126H82V125H81ZM102 126H103V125H102ZM108 126H109V125H108ZM108 126H107V128H108ZM113 126H114V125H113ZM118 126H119V125H118ZM159 126H160V125H159ZM164 126H165V125H164ZM206 126H205V127H206ZM5 127H7V125H6ZM17 127H19L18 124H17ZM45 127H46V125H45ZM103 127H105V126H103ZM121 127H122V126H121ZM143 127H144V126H143ZM143 127H142V128H143ZM153 127H154V126H153ZM160 127H161V126H160ZM181 127H182V126H181ZM185 127H186V126H185ZM185 127H184V128H185ZM189 127H190V126H189V124H188V127H186V128H189ZM222 127H223V126H222ZM229 127H231V125H230ZM232 127H233V126H232ZM7 128H8V127H7ZM9 128H10V126H9ZM15 128H16V126H15ZM30 128H31V127H30ZM42 128H43V127H42ZM99 128H100V127H99ZM105 128H106V127H105ZM163 128H164V127H163ZM219 128H220V127H218V130H219V131L221 130L223 133H225L226 130L230 129V128H227V127H223V128H221V129H219ZM248 128H249V127H248ZM16 129H17V128H16ZM18 129H19V128H18ZM21 129H22V128H21ZM31 129H33V128H31ZM43 129H44V128H43ZM96 129H97V128H96ZM144 129H145V128H144ZM249 129H250V128H249ZM27 130H28V129H27ZM91 130H92V129H91ZM93 130H94V129H93ZM98 130H99V129H98ZM101 130H104V131H105V129H103V128H102ZM108 130H109V129H108ZM108 130H106V131H108ZM111 130H112V129H111ZM111 130H110V131H111ZM189 130H190V129H189ZM218 130H216V131H218ZM231 130H232V129H231ZM30 131H31V130H30ZM33 131H35V132H33ZM33 131H32V132L34 133L33 135L30 136V133L28 134L30 140H31V139H34L33 136L36 134V132H37L38 130H35V129H34ZM42 131H43V130H42ZM106 131H105V132H106ZM185 131H186V129H185ZM214 131H215V130H214ZM216 131H215V132H216ZM251 131H252V129H251ZM251 131H249V132H251ZM40 132H41V130H40ZM40 132L38 131V133H40ZM49 132H50V131H49ZM90 132H92V131H90ZM90 132H89V133H90ZM98 132H99V131H98ZM98 132H95V133H98ZM102 132H103V131H102ZM111 132H112V131H111ZM126 132H127V131H126ZM174 132H175V131H174ZM181 132L184 133L183 130H182ZM195 132H196V131H195ZM197 132H198V131H197ZM229 132H230V131H229ZM20 133H21V132H20ZM103 133H104V132H103ZM118 133H119V132H118ZM148 133H149V132H148ZM150 133H151V132H150ZM223 133H222V134H223ZM227 133H228V132H227ZM254 133H255V132H254ZM254 133H253V134H254ZM31 134H32V133H31ZM100 134H101V133H100ZM110 134H111V133H110ZM124 134H125V133H124ZM130 134H131V133H130ZM136 134H138V133H136ZM216 134H217V133H216ZM225 134H226V133H225ZM225 134H224V135H225ZM231 134H232V133H231ZM253 134H251V135H253ZM48 135H49V134H48ZM87 135H88V134H87ZM89 135H90V134H89ZM89 135H88V136H89ZM95 135H96V134H95ZM126 135H127V134H125L124 136H126ZM227 135H228V134H227ZM40 136H41V135H39V138H40ZM106 136H107V135H106ZM185 136H186V135H185ZM185 136H184V137H185ZM103 137H104V136H103ZM119 137H120V136H119ZM237 137H238V136H237ZM237 137H236V138H237ZM10 138H11V137H10ZM23 138H24V137H23ZM35 138H36V137H35ZM37 138H38V136H37ZM139 138H141V137H139ZM145 138H147V137H145ZM208 138H209V137H208ZM21 139H22V137H21ZM24 139H26V138H24ZM41 139H42V138H41ZM76 139H78V138H76ZM187 139H188V138H187ZM5 140H6V138H5ZM18 140H19L18 138H17V140H14V139H13V141H11L10 144H11L12 146H14L15 148H18V147L22 146V142H20V141H18ZM30 140H29V142H30ZM35 140H37V139H35ZM44 140H45V139H44ZM85 140H86V139H85ZM118 140H120V138H119ZM188 140H189V139H188ZM212 140H213V138H212ZM6 141H7V140H6ZM25 141H26V140H25ZM25 141H23V142H25ZM68 141H69V139H68ZM80 141H81V140H80ZM195 141H196V140H195ZM209 141H210V140H207V144L209 143ZM29 142H25L26 145H28L27 143H29ZM76 142H77V141H76ZM120 142H121V140H120ZM145 142H146V141H145ZM181 142H182V141H181ZM184 142L186 143V141H184ZM184 142H182V143L184 144ZM197 142H198V140H197ZM216 142H217V141H216ZM221 142H222V141H221ZM37 143H38V142H37ZM42 143H43V142H42ZM44 143H45V142H44ZM49 143H51V142H49ZM54 143H55V142H54ZM86 143H87V142H86ZM122 143H123V142H122ZM160 143H161V142H160ZM187 143H188V142H187ZM191 143H192V142H190L189 146H190V148L192 149ZM195 143H196V142H195ZM210 143H211V142H210ZM210 143H209V144H210ZM212 143H213V142H212ZM10 144H9V145H10ZM52 144H53V143H51V145H52ZM92 144H93V143H92ZM144 144H145V143H144ZM192 144H193V143H192ZM200 144H201V143H200ZM205 144H206V143H205ZM205 144H204V145H205ZM213 144H215V143H213ZM26 145H25V146H26ZM29 145H30V148H29V149L31 150V149L35 146V143H33V141H31V142L29 143ZM39 145H40V144H38L37 146H39ZM47 145H48V144H47ZM59 145H60V144H59ZM184 145H185V144H184ZM204 145H203V146H204ZM227 145H228V143H227ZM230 145H231V144H230ZM23 146H24V145H23ZM25 146H24L23 148H21V147H20V148H21V149H24V148H25V149L27 150V147H29V146H27V147H25ZM41 146H43V145L41 144ZM41 146H40V147H41ZM44 146H46V145L44 144ZM52 146H53V145H52ZM52 146H50V147L52 148ZM57 146H58V142H57ZM68 146H69V145H68ZM76 146H77V145H76ZM102 146H103V145H102ZM143 146H144V145H143ZM182 146H183V145H182ZM185 146H188V144L185 145ZM189 146H188V147H189ZM193 146L195 147L196 145L193 144ZM223 146H224V145H223ZM35 147H36V146H35ZM35 147H34V148H35ZM48 147H49V146H48ZM48 147H47V149H48ZM54 147H55V146H54ZM54 147H53V148H54ZM65 147H66V146H65ZM77 147H78V146H77ZM140 147H141V146H140ZM201 147H202V146H201ZM230 147H231V146H230ZM10 148H11V147H10ZM20 148H19V149H20ZM41 148H42V147H41ZM43 148H44V147H43ZM51 148H49V149L51 150ZM58 148H59V146H58ZM68 148H69V147H67V149H68ZM99 148H100V150H101V147H99ZM102 148H103V147H102ZM198 148H199V147H198ZM202 148H203V147H202ZM225 148H227V146H226ZM228 148H229V147H228ZM29 149H28V150H29ZM36 149H37V148H36ZM54 149H56V148H54ZM54 149H53V150H54ZM64 149H65V148H64ZM70 149H71V148H69V150H70ZM86 149H87V148H86ZM86 149H85V150H86ZM104 149H105V148H104ZM136 149H137V148H136ZM139 149H140V148H139ZM142 149H143V148H142ZM186 149H187V147H186ZM222 149H223V148H222ZM233 149H234V148H233ZM233 149H232V150H233ZM235 149H236V148H235ZM235 149L233 150V152H232V151L229 152L228 150H226L227 152H224L225 150L222 151V153H223L222 156H223L224 158H226V157L228 158V155L231 156V154H232L234 157H236V158L238 157V158H239L240 156H244V153L249 152V150H248L247 152H245V151L243 152V150H246V149L241 150V147H240V149L237 148L238 150H235ZM26 150H23V151H25V152L20 151L19 153H18V152L15 153V154L18 153V156H17V155H16V156L20 159V162H22V161H26V160H30V159H29L30 156L28 155L29 153H26ZM34 150H35V149H34ZM37 150H38V149H37ZM37 150H36V151H37ZM56 150H57V149H56ZM58 150H59V149H58ZM58 150H57V151H58ZM60 150H61V149H60ZM65 150H66V149H65ZM188 150H189V149H188ZM193 150H195V149H193ZM42 151H43V149L41 150V152H42ZM54 151H55V150H54ZM72 151L74 152V150H72ZM76 151H77V150H76ZM76 151H75V152H76ZM86 151H87V150H86ZM97 151H98V149H97L96 151H94L93 154L96 155V154H97ZM109 151H110V150H109ZM199 151H200V150H199ZM251 151H253V150L251 149ZM14 152H15V151H14ZM31 152H32V151H31ZM31 152H30V153H31ZM33 152H34V151H33ZM33 152H32V153H33ZM45 152H46V151H45ZM51 152H52V151H51ZM55 152H56V151H55ZM61 152H63V151H61ZM77 152H79V151H77ZM134 152H135V151H134ZM142 152H143V151H142ZM200 152H201V151H200ZM47 153H48V152H47ZM69 153H70V152H69ZM84 153H85V152H84ZM99 153H100V152H99ZM109 153H110V152H109ZM230 153H231V154H230ZM250 153H251V152H250ZM250 153H249V154H250ZM253 153H254V152H253ZM19 154H20V155H19ZM74 154H75V153H74ZM74 154H72V155L74 156ZM78 154H80V153H78ZM86 154H87V152H86ZM93 154L91 153L90 156L93 157V156H94ZM102 154H103V153H102ZM116 154H117V153H116ZM120 154H121V153H120ZM198 154H199V153H198ZM254 154H255V153H254ZM254 154H252V155H254ZM11 155H12V154H11ZM13 155H14V154H13ZM32 155H33V154H32ZM34 155H35V154H34ZM51 155H52V154H51ZM57 155H58V154H57ZM57 155H56V156H57ZM63 155H64V154H63ZM111 155H112V153H111ZM252 155H251V156H252ZM261 155H263V154H261ZM261 155H259V156H261ZM35 156H36V155H35ZM78 156H79V155H78ZM80 156H82V155H80ZM85 156L88 157L89 155L87 154V155H85ZM90 156H89V157H90ZM194 156H195V155H194ZM194 156L191 157L193 160H194V158H195ZM196 156H197V155H196ZM251 156H250V157H251ZM256 156H257V155H255V157H256ZM259 156H258V157H259ZM7 157H8V156H7ZM7 157H6V158H7ZM92 157H90V158H92ZM101 157H102V156H101ZM101 157H100V158H101ZM103 157H104V156H103ZM198 157H199V156H198ZM207 157L210 159V156H209V155H208ZM207 157H206V158H207ZM223 157H222V158H223ZM244 157H245V156H244ZM252 157H253V156H252ZM255 157L253 158L254 160H255ZM262 157H263V156H262ZM8 158H10V157H8ZM14 158H16L15 155H14ZM34 158H35V157H34ZM34 158H33V159H34ZM67 158L69 159V157H67ZM70 158H71V157H70ZM72 158H73V157H72ZM120 158H121V157H120ZM122 158H123V157H122ZM199 158H200V157H199ZM203 158H204V157H203ZM220 158H221V157H220ZM245 158H246V157H245ZM259 158H260V157H259ZM263 158H264V157H263ZM31 159H32V158H31ZM51 159H52V158H51ZM81 159H82V158H81ZM104 159H105V158H104ZM204 159H205V158H204ZM233 159H235V158H233ZM261 159H262V158H261ZM6 160H7V159H6ZM10 160H11V159H10ZM39 160H40V159H39ZM39 160H38V161H39ZM63 160H64V159H63ZM90 160H91V159H90ZM107 160H108V159H107ZM196 160H197V159H196ZM206 160H207V159H206ZM206 160L203 161V162H205V164H207V163H206ZM210 160H211V159H210ZM251 160H252V159H251ZM7 161H8V160H7ZM15 161H16V160H15ZM35 161H36V160H35ZM38 161H37V163L39 164ZM42 161H43V160H42ZM42 161H41V162H42ZM49 161H50V159H49ZM52 161H53V160H52ZM68 161H69V160H68ZM71 161H72V160H71ZM71 161H69V162H71ZM82 161H83V160H82ZM116 161H117V160H116ZM147 161H148V160H147ZM160 161H161V160H160ZM190 161H191V159H190ZM248 161H249V160H248ZM255 161H257V160H255ZM258 161H259V160H258ZM27 162H29V161H27ZM32 162H33V161H32ZM32 162H31V163H30V162H29V163H26V162H25L26 165L24 164V166H25L26 169H28L29 171H30V170H33V171H35V172L37 173L38 171L35 170V169H37V168H34ZM96 162H97V161H96ZM118 162H119V161H118ZM140 162H141V161H140ZM164 162H165V161H164ZM164 162H163V163H164ZM203 162H202V163H203ZM22 163H23V162H22ZM49 163H51V161H50ZM49 163H48V164H49ZM55 163H56V162H55ZM105 163H106V162H105ZM156 163H157V162H156ZM160 163H162V161H161ZM258 163L261 164L260 161H259ZM38 164H37V165H38ZM42 164H43V163H42ZM97 164H98V162H97ZM114 164H116L117 166L119 165V164H117V163H114ZM20 165H21V163H20ZM45 165H46V164H45ZM45 165H44V166H45ZM54 165H55V164H54ZM58 165H59V164H58ZM71 165H72V164H71ZM104 165H105V164H104ZM112 165H113V164H112ZM120 165H121V164H120ZM139 165H140V164H139ZM150 165H152V163H151ZM171 165H172V164H171ZM262 165H263V164H262ZM262 165H260V166H262ZM24 166H23V167H24ZM38 166H39V165H38ZM52 166H53V165H52ZM55 166H56V165H55ZM55 166H54V167H55ZM59 166H61V165H59ZM125 166H126V164H125ZM131 166H132V165H131ZM157 166H158V165H157ZM173 166H174V164H173ZM243 166H244V165H243ZM54 167H52V168H54ZM61 167H62V166H61ZM67 167H68V166H67ZM107 167H109V165H107ZM112 167H113V166H112ZM112 167H111V168H112ZM118 167H119V166H118ZM138 167H139V166H138ZM146 167H148V166H146ZM167 167H168V166H167ZM171 167H172V166H171ZM175 167H176V166H175ZM175 167H174V168H175ZM239 167H240V166H239ZM16 168H17V167H16ZM40 168H41V167H40ZM55 168H56V167H55ZM58 168H60V167H58ZM71 168H72V167H71ZM71 168H70V169H71ZM80 168H81V167H80ZM114 168H115V167H114ZM136 168H137V166H136ZM144 168H145V167H143V169H144ZM169 168H170V167H169ZM169 168H168V169H169ZM241 168H243V167H241ZM261 168H262V167H261ZM2 169H3V168H2ZM120 169H121V168H120ZM137 169H138V168H137ZM145 169H146V168H145ZM181 169H182V168H181ZM222 169H223V168H222ZM0 170H1V169H0ZM17 170H18V169H17ZM19 170H20V169H19ZM37 170H38V169H37ZM39 170H40V169H39ZM53 170H54V169H53ZM61 170H62V169H60V170L58 169V170H57V171H58V175H62V176H63V174H61V173H63V172L66 171V170H65V169H64L63 171H61ZM67 170H68V169H67ZM81 170L84 171V168L81 169ZM81 170H80V171H81ZM86 170H87V169H86ZM184 170H185V169H184ZM214 170H215V169H214ZM217 170H218V169H217ZM217 170H216V171H217ZM225 170H226V169H225ZM2 171H3V170H2ZM4 171H5V169H4ZM21 171H22V168H21ZM70 171H71V170H70ZM90 171H91V170H90ZM93 171H94V170H92L91 172L93 173ZM99 171H100V170H99ZM140 171H141V170H140ZM144 171H145V170H144ZM146 171H147V170H146ZM149 171H151V170H149ZM211 171H212V170H211ZM216 171H214V173H215ZM244 171H245V169H244ZM244 171H243V169H238V167H236V170H233V169H232V171H230V173H232L233 176L235 175V176L237 177V176H239L240 174L242 175V173L244 174ZM10 172H11V171H10ZM19 172H20V171H19ZM24 172L28 173L27 170H26V171L24 170ZM24 172L21 174V177H19V176L17 175L18 173H17V174L15 173L16 176L19 177V178H18L19 180H20V179L22 180L23 175L26 174V173L24 174ZM30 172H31V171H30ZM41 172H42V171H41ZM81 172H82V171H81ZM86 172H87V171H86ZM88 172H89V169H88ZM100 172H101V171H100ZM147 172H148V171H147ZM156 172H158V171H156ZM156 172H155V173H156ZM159 172H160V171H159ZM159 172H158V174H159ZM161 172H162V171H161ZM254 172H255V171H254ZM0 173L2 174V172H0ZM5 173H6V172H5ZM32 173H33V172H32ZM56 173H57V172H56ZM56 173H55V174H56ZM69 173H70V172H67V171H66V174H69ZM71 173H72V172H71ZM98 173H99V172H98ZM149 173H150V172H149ZM207 173H208V172H207ZM211 173H213V172H211ZM230 173H229V175H230ZM257 173H259V172H257ZM3 174H4V173H3ZM34 174H35V173H34ZM34 174H33V175H34ZM38 174H39V173H38ZM41 174H42V173H41ZM64 174H65V173H64ZM66 174H65V175H66ZM78 174H79V173H78ZM82 174H83V172H82ZM99 174H100V173H99ZM139 174H140V173H139ZM141 174H142V173H141ZM260 174H261V173H259V175H260ZM27 175H28V174H27ZM31 175H32V174H31ZM31 175H30V176H26V177H28V179H25V176H24V179H23V180H25L24 183H25V182L27 183V186H26V185H25V186L28 187V188H24L22 191H18V192H17V190H16V192H17L18 194H15V193H14V194L17 195V196H18V195H19V196H20V195H24V198H26L25 195H27V196H29V197H30V195H31V196H32V199H34V200H35V198H36V199H37V198L40 199V197H42V193L40 192V191H42V188H41L40 185L42 184V182H43V185H44L46 182H45V181L40 182V181H38V179H37L36 177H35V179H37V181H36L35 179H29V177L32 178ZM87 175H88V173L86 174V176H87ZM90 175H91V173H89L88 176H90ZM92 175L94 176V175H96V174L93 173ZM100 175H101V174H100ZM125 175H126V174H125ZM127 175H128V173H127ZM151 175H152V174H151ZM254 175H255V174H254ZM259 175H258V176H259ZM10 176H12V175H10ZM16 176H15V177H16ZM35 176H36V174H35ZM54 176H55V175H54ZM69 176H70V174L68 175V177H69ZM76 176H77V175H76ZM113 176H114V175H113ZM129 176H131V175H129ZM158 176H159V175H158ZM158 176H157V177H158ZM162 176H163V175H162ZM166 176H167V175H165L164 178H165ZM251 176H252V175H251ZM255 176H256V175H255ZM1 177H3V176H1ZM13 177H14V174H13ZM38 177H39V176H38ZM40 177H41V176H40ZM56 177H57V176H56ZM60 177H61V176H60ZM65 177H67V176H65ZM72 177H73V176H72ZM96 177H97V176H96ZM151 177H152V176H151ZM155 177H156V175H155ZM170 177H171V176H170ZM259 177H260V176H259ZM41 178H42V177H41ZM53 178H54V177H53ZM58 178H59V177H58ZM61 178H62V177H61ZM69 178H70V177H69ZM74 178H75V177H74ZM80 178H81V177H80ZM80 178H79V179H80ZM91 178H92V177H91ZM106 178H108V177L106 176ZM119 178H120V177H119ZM122 178H123V177H122ZM126 178H127V177H126ZM133 178H136V177L134 176ZM143 178H146V176L144 175ZM158 178H161V177H158ZM181 178H182V177H181ZM181 178H180V179H181ZM228 178H229V177H228ZM261 178H264V177H261ZM3 179H4V178H3ZM12 179H13V178H12ZM42 179H43V178H42ZM47 179H48V178H47ZM62 179H64V178H62ZM65 179H66V178H65ZM67 179H68V178H67ZM67 179L65 180L66 183L64 182L65 184L62 182V180L60 181L59 179H56V180L53 179V180L49 181V183H47V186H48L49 188L47 187V190L45 191L44 189H45L46 187H43V190L45 191V193H46L48 190H51V189H53V190H54V189H59V190L61 189V190H62L65 186H67V185H66V184L68 183V180H67ZM93 179H94V177H93ZM97 179H98V178H97ZM120 179H121V178H120ZM152 179H154V178H152ZM152 179H151V180H152ZM155 179H156V178H155ZM155 179H154V180H155ZM162 179H163V178H162ZM165 179H166V178H165ZM165 179H164V180H165ZM182 179H183V178H182ZM232 179H233V178H231V180H229L228 183L225 184V187H228V186L234 184V182H233ZM247 179H248V177H247ZM33 180H34V181H33ZM95 180H96V179H95ZM95 180H94V181H95ZM107 180H108V179H107ZM127 180H128V178H127ZM127 180H125V179H123V180H122V179H121V180L117 179L116 184H115V183H114V184L117 185V186L123 187L124 185L126 186V185L128 184V181H127ZM129 180H130V179H129ZM132 180H133V179H132ZM148 180H149V177H148ZM166 180H167V179H166ZM166 180H165V181H166ZM168 180H169V179H168ZM177 180H179V179H177ZM248 180H249V179H248ZM248 180H247V181H248ZM13 181H14V180H13ZM13 181H12V182H13ZM47 181H48V180H47ZM63 181H64V180H63ZM90 181H91V180H90ZM115 181H116V180H115ZM143 181H144V179H142V176L140 177V175H139V177L136 178V179L133 181V182H134L133 184H134V185L136 184L137 186L140 187V186L142 185V182H143ZM156 181H157V179H156ZM156 181H155L154 183H157ZM159 181H161V179H160ZM159 181H158V182H159ZM220 181H221V180H220ZM249 181H250V180H249ZM14 182H16V181H14ZM20 182H21V181H20ZM77 182H78V181H77ZM92 182H93V181H92ZM95 182H96V181H95ZM144 182H146V179H145ZM144 182H143V183H144ZM182 182H183V181H182ZM184 182L186 183L185 180H184ZM187 182H188V181H187ZM190 182H191V181H190ZM218 182H219V181H218ZM226 182H227V181H226ZM243 182H244V181H243ZM10 183H11V181H10ZM21 183H22V182H21ZM24 183H23V184H24ZM88 183H89V182H88ZM165 183H166V182H165ZM170 183H171V182H170ZM170 183H169V184H170ZM175 183H176V182H175ZM180 183H181V182H180ZM180 183L177 181V184H179V186H178L177 184H176V186H178L179 188H180V186H181V190H182L183 186L180 185ZM194 183H195V182H194ZM205 183H206V182H205ZM245 183H246V181H245ZM247 183H248V182H247ZM92 184H93V183H92ZM100 184H101V183H100ZM144 184H145V183H144ZM146 184H148V183H146ZM150 184H151V183H150ZM166 184H168V183H166ZM191 184H192V183H191ZM207 184H208V183H207ZM207 184H206V186H207ZM222 184H223V183H222ZM237 184H238V183H237ZM15 185H19V184H16V183H15ZM68 185H69V184H68ZM72 185H73V184H72ZM94 185H95V183H94ZM115 185H114V187H116ZM134 185H133V186H134ZM136 185H135V186H136ZM170 185H171V186H170ZM170 185H168V187H169V188H170V187L172 188V186H174L175 184L172 183V184H170ZM183 185H184V183H183ZM186 185H187V183H186ZM210 185L212 186V183H211ZM210 185H209V186H210ZM215 185H216V184H215ZM217 185H219V184H217ZM241 185H244V184H241ZM250 185H251V184H250ZM4 186H5V185H3V187H4ZM6 186H7V185H6ZM8 186H10V185H8ZM8 186L5 187V188L8 189ZM21 186H22V184H21ZM21 186H17V187L15 186V188H18V187L20 188ZM25 186H22V188L25 187ZM39 186H40V187H39ZM74 186H75V185H74ZM74 186H73V187H74ZM88 186H91V185H88ZM98 186H99V185H98ZM102 186H103V185H101V190H105V189H103L104 187H102ZM104 186H105V185H104ZM135 186H134V187H135ZM137 186H136L135 188H138ZM143 186H144V185H143ZM143 186H141V188H142ZM147 186H149V185H146V187H147ZM213 186H214V185H213ZM234 186H235V184H234ZM239 186H240V185H239ZM1 187H2V186H1ZM11 187H12V186H11ZM11 187H10V189H11ZM38 187H39V188H38ZM70 187H71V190H68L69 187H67V189L63 191L64 195H61V196H65V195H68V194H72V191H74L76 188L73 189L72 186H70ZM81 187H82V186H81ZM130 187H131V186H130ZM130 187H128V188H130ZM159 187H160V186H159ZM174 187H175V186H174ZM184 187H185V185H184ZM192 187H193V186H192ZM197 187H198V186H197ZM197 187H196V188H192V189H196V190H197ZM214 187H216V186H214ZM218 187H219V186H218ZM221 187H222V186H221ZM241 187H243V186H241ZM241 187H240V192H242V193H240V196H241V197H243V195H245V194H249V193H250V194H256V195H261V194L264 195V191H263L264 189L262 190L263 192H261V190H260V192H257V193H256L255 190H254L255 192L251 191V190H253L254 188L250 190L249 188L246 189L245 187H243V189H241ZM19 188H18V190H19ZM31 188H36V189H37V188H38V189L41 188L40 191H38V190L36 191V192H38V193L40 192L41 194H40V193H39V194H37V193H33V192L30 190V191L32 192V194H31V193L29 192V189H31ZM87 188H88V187H87ZM87 188H86L85 190H87ZM106 188H107V187H106ZM118 188H119V187H118ZM124 188H125V187H124ZM132 188H133V187H132ZM135 188H133V189H135ZM143 188H144V187H143ZM148 188H149V187H148ZM171 188H170V189H171ZM205 188H206V187H205ZM212 188H213V187H212ZM69 189H70V188H69ZM72 189H73V190H72ZM79 189H80V188H79ZM81 189H82V188H81ZM155 189H156V188H155ZM158 189H161V188H158ZM158 189H157V190H158ZM164 189H165V188H164ZM189 189H190V188H189ZM209 189H210V188H209ZM218 189H219V188H218ZM4 190H6V189H4ZM4 190H3V191H4ZM32 190H33V189H32ZM59 190H58V191H59ZM67 190L69 191V193H68ZM82 190H83V189H82ZM97 190H98V189H97ZM111 190H112V189H111ZM116 190H117V187H116ZM121 190H122V189H121ZM126 190H127V189H126ZM137 190H138V189H137ZM137 190H136V192H137ZM173 190H174V189H173ZM185 190H186V189H185ZM211 190H213V189H211ZM214 190H216V188H215ZM3 191H2V192H3ZM13 191H14V189H11L9 192H12V193H13ZM44 191H43V192H44ZM80 191H81V190H80ZM119 191H120V190H119ZM132 191H133V190H132ZM134 191H135V190H134ZM147 191H148V190H147ZM153 191L155 192L156 190H153ZM158 191H160V190H158ZM158 191H157V192H158ZM167 191H168V189H167ZM169 191H170V190H169ZM174 191H176V190H174ZM174 191H173V192H174ZM182 191H183V190H182ZM182 191H181V193H182ZM218 191H219V190H218ZM218 191H217V192H218ZM6 192H7V191H6ZM6 192H4V194H5ZM9 192H8V193H9ZM52 192H53V191H52ZM61 192H62V191H61ZM70 192H71V193H70ZM99 192H100V191H99ZM102 192H103V191H102ZM149 192H150V191H149ZM157 192L155 193V195L157 194ZM162 192H163V191H162ZM171 192H172V190H171ZM173 192H172V193H173ZM192 192H193V191H192ZM195 192H196V191H195ZM195 192H193V193H195ZM211 192H214V191H211ZM211 192H210V193H211ZM45 193H43V194H45ZM47 193H48V192H47ZM47 193H46L45 196L42 197V198L45 197V198L43 199V200H44V201H43L44 204H45V199H47V198L49 197V194H48V196H47ZM63 193H62V194H63ZM74 193L77 195L76 190L73 192V194H74ZM84 193H85V192H84ZM100 193H101V192H100ZM104 193H105V192H104ZM104 193H103V194H104ZM115 193H116V192H115ZM115 193H114V194H115ZM125 193H126V192H125ZM141 193H142V192H141ZM151 193H152V192H151ZM151 193H150V194H151ZM159 193H160V192H159ZM159 193H158V194H159ZM163 193H165V192H163ZM169 193H170V192H169ZM185 193H186V192H185ZM189 193H190V191H189ZM208 193H209V192H208ZM215 193H216V192H215ZM4 194H3V196H4V199H5V196H6V195H4ZM50 194H52V193H50ZM56 194H57V193H56ZM80 194H81V193H80ZM90 194H91V193H90ZM105 194H106V193H105ZM105 194H104V195H105ZM114 194H113V195H114ZM127 194H128V193H127ZM161 194H162V193H161ZM175 194H176V193H175ZM179 194H180V193H179ZM216 194H217V193H216ZM235 194H236V193H235ZM235 194H232V195H229V196L232 198V197L235 196ZM250 194H249V195H250ZM8 195L10 196V198H11V200H12V197H14V195H13V194H12V196H11L10 194H8ZM52 195L54 196V193H53ZM76 195H75V196H76ZM88 195H89V194H88ZM122 195H123V194H122ZM125 195H126V194H125ZM128 195H129V194H128ZM134 195H135V194H134ZM139 195H140V193L138 194V197H139ZM148 195H149V194H148ZM159 195H160V194H159ZM163 195H166V193L163 194ZM182 195H183V194H182ZM186 195H187V194H186ZM196 195H197V194H196ZM19 196H18V198L21 199V197H19ZM61 196H60V197H61ZM70 196H71V195H70ZM105 196H106V195H105ZM107 196H108V194H107ZM119 196H120V195H119ZM129 196H130V195H129ZM140 196H141V195H140ZM151 196H152V194H151ZM157 196H158V195H157ZM157 196H155V197H157ZM189 196H190V195H189ZM207 196H209V195H207ZM207 196H206V197H207ZM216 196H217V195H216ZM252 196H253V195H252ZM261 196H262V195H261ZM261 196L258 197V199H260ZM1 197H2V196H1ZM7 197H8V196H7ZM29 197H28V198H29ZM78 197H79V196H78ZM113 197H114V196H113ZM121 197H122V196H121ZM121 197H120V198H121ZM124 197H125V196H124ZM143 197H144V196H143ZM149 197H150V196H149ZM153 197H154V196H152V197H150V198H153ZM166 197H168V196H166ZM172 197H173V196H172ZM212 197H213V195H212ZM263 197H264V196H263ZM8 198H9V197H8ZM24 198H23V200H24ZM51 198H53V197H51ZM51 198H49V199H51ZM71 198H72V196H71ZM103 198H104V197H103ZM158 198H159V197H158ZM158 198H157V199H158ZM162 198H163V197H161V199H162ZM213 198H214V197H213ZM238 198H239V197H238ZM256 198H257V196H256ZM0 199H1V198H0ZM49 199H47V200H49ZM73 199H74V198H73ZM80 199H81V198H80ZM107 199H108V198H107ZM170 199H171V198H170ZM174 199H175V197H174ZM176 199H177V198H176ZM198 199H200V197H199ZM211 199H212V198H209V199H207V200H208V201L210 200L211 203H213L212 201H214V203H215L216 200H211ZM229 199H230V198H229ZM234 199H237V198H234ZM13 200H14V199H13ZM18 200H19V199H17L16 202H17ZM41 200H42V199H41ZM51 200H52V199H51ZM54 200H55V198H54ZM54 200H53V201H54ZM87 200H88V199H87ZM96 200H97V199H96ZM115 200H116V199H115ZM119 200H120V199H119ZM126 200H127V199H126ZM131 200H132V201H129V202H131L130 204H133V205H134L133 208L136 209L135 212H138V214L140 213V214H141V217H142L143 215L145 216V215L148 214V211H149V210H148V209H145L144 207L142 208V204H141L142 202H141V201H144V199L141 200L140 198L135 197V198H133V199H131ZM148 200H149V198H148ZM155 200H156V199H155ZM168 200H169V199H168ZM171 200H172V199H171ZM171 200H169V201H171ZM187 200H188V199H187ZM190 200H193L192 203H194V202L196 203V202L198 201V200L196 201V199L194 200V198H193V199H190ZM252 200H253V199H252ZM252 200H251V201H252ZM256 200H257V199H256ZM256 200H254V201H256ZM0 201H1V200H0ZM2 201H3V199H2ZM19 201H20V200H19ZM19 201H18V202H19ZM57 201H59V200H57ZM84 201H85V197H84ZM145 201H147V199H146ZM158 201H159V200H158ZM169 201H167V202L165 203V200H164V204H163V206L166 207V205H167V206H168L169 204L171 205V202L169 203ZM175 201H176V200H175ZM177 201H179V200L177 199ZM188 201H189V200H188ZM199 201H200V200H199ZM203 201H204V200H203ZM236 201H237V200H236ZM12 202H13V201H12ZM26 202H27V200H26ZM29 202H30V201H29ZM31 202H33V201H31ZM43 202H42V203H43ZM50 202H51V201H50ZM50 202L48 201V203H50ZM78 202H79V201H78ZM100 202H101V201H100ZM111 202H112V201H111ZM124 202H125V201H124ZM150 202H151V201H149V203H150ZM204 202H206V201H204ZM210 202H209V204H210ZM237 202H238V201H237ZM249 202H250V201H249ZM256 202H258V201H256ZM256 202H254V203H256ZM0 203H2V202H0ZM3 203H4V202H3ZM5 203H7V202H5ZM5 203H4V205H5ZM20 203H21V202H20ZM37 203H38V202H36V204H37ZM40 203H41V202H40ZM48 203H46V204H48ZM52 203H53V202H52ZM83 203H84V202H83ZM89 203H90V202H89ZM113 203H114V201H113ZM146 203H147V202H146ZM146 203H145V205H146ZM152 203H154V201H153ZM178 203H179V202H178ZM178 203L176 202V205H175L174 203H173V204H174L175 206H177ZM184 203H185V202H184ZM190 203H191V202H190ZM192 203H191V204H192ZM198 203H199V204H197V203H196V204L203 208L204 205H201V204H200L201 202H198ZM246 203H247V202H246ZM251 203H252V202H251ZM254 203H252V204H254ZM262 203H263V202H262ZM262 203H261V204H262ZM7 204H9V203H7ZM26 204H27V203H26ZM26 204H23V205H26ZM44 204H42V205H44ZM77 204H78V203H77ZM87 204H88V203H87ZM94 204H95V203H94ZM96 204L98 205V203H96ZM100 204H101V203H100ZM109 204H110V203H109ZM120 204H121V203H120ZM173 204H172V205H173ZM185 204H186V203H185ZM188 204H189V202H188ZM202 204H203V203H202ZM216 204H217V203H216ZM258 204H259V205H258ZM258 204H257V206H258L259 208H256V206H255L256 204L253 205V206H254L256 209H260V206H261V205H260V203H258ZM0 205L4 206L3 204H0ZM12 205H14V204H12ZM12 205H10V206H12ZM27 205H28V207H29L30 204L28 203ZM32 205H33V203H32ZM48 205H51V204H48ZM55 205H56V204H55ZM145 205H144V206H145ZM150 205H151V203H150ZM150 205H149V207H150ZM154 205H155V204H154ZM170 205H169V206H170ZM192 205H193V204H192ZM192 205H191V206H192ZM194 205H195V204H194ZM212 205H213V204H212ZM219 205H220V203H219ZM8 206H9V205H8ZM14 206L16 207V205H14ZM30 206H31V205H30ZM45 206L47 207V205H45ZM45 206H44V207H45ZM70 206H71V205H70ZM85 206H86V205H85ZM87 206H88V205H87ZM92 206H94V205H92ZM99 206H100V205H99ZM108 206H109V205H108ZM111 206H112V205H111ZM111 206H110V208H112ZM128 206H129V205H128ZM147 206H148V205H147ZM207 206H208V205H207ZM207 206H206V207H207ZM217 206H218V205H217ZM250 206H251V205H250ZM262 206L264 207V204H263ZM262 206H261V208H263ZM19 207H20V206H19V204H18L17 208H19ZM25 207H26V206H25ZM25 207H24V210L26 209ZM35 207H36V206H35ZM68 207H69V206H68ZM89 207H90V206H89ZM125 207H126V206H125ZM135 207H136V208H135ZM149 207H148V208H149ZM161 207H162V206H161ZM208 207H209V206H208ZM210 207H211V206H210ZM220 207H221V206H220ZM224 207H225V205H224ZM230 207L232 208V206H230ZM254 207H252V208H254ZM1 208L3 209L4 207H1ZM5 208H6V207H5ZM5 208H4V209H5ZM52 208H53V207H52ZM96 208H97V207H96ZM106 208H107V206H106ZM159 208H160V207H159ZM190 208H191V207H190ZM218 208H219V207H218ZM228 208H229V207H228ZM228 208H227V209H228ZM248 208H249V209H248L249 211L247 210V212H252V211H253V210H250V207H248ZM2 209H1V210H2ZM14 209H16V208H13V210H12V208L8 209L9 211H11V210L13 211V216H14V213H16V210H14ZM19 209H20V208H19ZM55 209H56V208H55ZM131 209H132V205H131ZM156 209H157V208H156ZM204 209H205V208H204ZM204 209H203V210H204ZM220 209H221V208H220ZM220 209H218V210H220ZM232 209H233V208H232ZM256 209H255L254 211H256ZM263 209H264V208H263ZM263 209H262V210H263ZM35 210H36V209H35ZM42 210H43V208H42ZM46 210H47V209H46ZM103 210H104V209H102V211H103ZM108 210H109V208H108ZM116 210H118L119 212L121 211L120 213H121V215H122V214H123L122 211L124 210V208H121V207L119 208V207H118V209L116 208ZM128 210H129V209L127 208L126 211H128ZM174 210H175V209H174ZM180 210H181V209H180ZM199 210H200V209H199ZM201 210H202V209H201ZM203 210H202V211H203ZM216 210H217V209H215V211H216ZM12 211H11V212H12ZM26 211H27V212H26ZM28 211H29V208H27V209L25 210V213H27V214H28V213H31V212H28ZM37 211H38V209H37ZM150 211H151V210H150ZM150 211H149V213H150ZM204 211H205V210H204ZM221 211H222V210H221ZM221 211H220V212H221ZM233 211H235V210H233ZM254 211H253V212H254ZM260 211H261V210H260ZM263 211H264V210H263ZM17 212H18V211H17ZM40 212H41V211H40ZM44 212H45V210H44ZM106 212H107V211H106ZM135 212H133L134 215H136ZM169 212H170V211H169ZM186 212H187V210H186ZM186 212H185V213H186ZM212 212H213V211H212ZM216 212H219V211H216ZM222 212H224V211H222ZM236 212H238V211H236ZM236 212H235V213L233 212L234 214H233L232 212H230V213L232 214L231 217H232V216H233V217H237V219H236V218H235V219H236V220H239V221L242 220V217H243V216L241 215L242 213L240 214V213H236ZM23 213H24V212H23ZM23 213H20V211H19V215L16 213V214L18 215V217L20 218V219H19V220H20L19 223H22V222H21V219L24 218V217H23ZM42 213H43V212H42ZM58 213H59V212H58ZM113 213H114V212H113ZM113 213H112V214H113ZM115 213H116V212H115ZM181 213H183V212L181 211ZM188 213H189V212H188ZM198 213H199V212H198ZM224 213H225V212H224ZM16 214H15V215H16ZM27 214H26V216L29 218V217H30V216H29L30 214H28V215H27ZM50 214H51V213H50ZM76 214H77V213H76ZM124 214H125V213H124ZM162 214H163V213H162ZM168 214H169V213H168ZM173 214H175V213H173ZM186 214H187V213H186ZM204 214H205V212H204ZM207 214H208V213H207ZM207 214H205V215H207ZM211 214H212V213H211ZM216 214H218V213H216ZM31 215H32V214H31ZM48 215H49V214L47 213V215H45V216H48ZM52 215H53V214H52ZM56 215H57V213H56ZM59 215H60V213H59ZM155 215H156V214H155ZM160 215H161V214H160ZM191 215H193V214H191ZM195 215H196V214H195ZM195 215L193 216V219H194V217L196 218V216H198L199 214L196 215V216H195ZM200 215H201V214H200ZM205 215H204V216H205ZM221 215H222V214H221ZM229 215H230V214H229ZM244 215H245V214H244ZM248 215H249V214H248ZM4 216H5V215H4ZM24 216H25V215H24ZM32 216H33V215H32ZM32 216H31V217H32ZM39 216H40V214H39ZM42 216H43V215H42ZM49 216H50V215H49ZM57 216H58V215H57ZM83 216H84V215H83ZM89 216H90V215H89ZM89 216H88V217H89ZM111 216H112V215H111ZM132 216H133V215H132ZM132 216H131V218H132ZM188 216H190V215H183V216H181V218L179 219V221H180V220H188ZM201 216H202V215H201ZM207 216H208V215H207ZM226 216H227V215H226ZM16 217H17V216H16ZM22 217H23V218H22ZM40 217H41V216H40ZM106 217H107V216H106ZM106 217H105V218H106ZM121 217H122V216H121ZM124 217H125V216H124ZM126 217H127V216H126ZM134 217H135V216H133V218H134ZM153 217H154V216H153ZM177 217H179V216H177ZM191 217H192V216H191ZM191 217H190V219H191ZM213 217H214V215H213ZM245 217H246V216H245ZM245 217H243V218L245 219ZM247 217H248V216H247ZM53 218H54V217H53ZM58 218H59L58 220H60V217H58ZM61 218H62V216H61ZM65 218H66V217H65ZM86 218H87V217H86ZM89 218H90V217H89ZM89 218H87V219H89ZM102 218H103V217H102ZM105 218H104V220H105ZM107 218H108V217H107ZM110 218H111V217H110ZM127 218H128V217H127ZM129 218H130V217H129ZM133 218H132V219H133ZM137 218H138V216L136 215V219H137ZM155 218H156V217H155ZM260 218H261V217H260ZM11 219H13V218H11ZM17 219H18V218H17ZM17 219H16V220H17ZM29 219H31V218H29ZM35 219H36V218H35ZM39 219L41 220V218L38 217V220H39ZM43 219H44V218H43ZM54 219H55V218H54ZM132 219H130V220H132ZM134 219H135V218H134ZM148 219H150V218L148 217ZM152 219H153V218H152ZM157 219H159V218H157ZM190 219H189V220H190ZM196 219H197V218H196ZM210 219H211V216H210ZM230 219H231V218H230ZM232 219H233V218H232ZM255 219H258V218H254V220H255ZM23 220H24V219H23ZM25 220H27L26 217H25ZM32 220H33V217H32ZM32 220H30V221H32ZM46 220H47V219H46ZM117 220H118V219H116V221H117ZM141 220H142V219H141ZM146 220H147V219H146ZM161 220H162V219H161ZM207 220H209V219H207ZM246 220H248V221H246V222H249V221H250L249 218H247ZM251 220H253V218H252ZM254 220H253V221H254ZM28 221H29V220H27V221H23V222H24V223L27 222V225H28ZM33 221H34V220H33ZM35 221H36V220H35ZM60 221H61V220H60ZM65 221H66V220H65ZM83 221H84V219H83ZM86 221H87V220H86ZM90 221H91V219H90ZM90 221H89V222H90ZM109 221H110V220H109ZM132 221H133V220H132ZM193 221H194V220H193ZM196 221H197V220H196ZM210 221H211V220H210ZM242 221H243V220H242ZM253 221H252V222L250 221V223H249V224H250V227L254 225L255 222H253ZM14 222H15V221H14ZM94 222H95V223L92 222L94 225H95L96 223H97V224H101V223L103 222V219L97 217L96 220H94ZM110 222H111V221H110ZM150 222H151V221H150ZM159 222H160V221L158 220V223H159ZM259 222H260V219H259ZM259 222H257V223H259ZM30 223H31V222H29V224H30ZM32 223H33V222H32ZM32 223H31V224H32ZM84 223H85V222H84ZM104 223H105V222H104ZM107 223H108V221L106 222V224H107ZM127 223H128V222H127ZM143 223H144V222H143ZM143 223H142V224H143ZM183 223H185V222L182 221V224H183ZM186 223H187V222H186ZM186 223H185V224H186ZM188 223H189V222H188ZM211 223H212V221H211ZM234 223H235V222H234ZM242 223H243V222H241L240 224H242ZM25 224H26V223H25ZM34 224H36V223L34 222ZM82 224H83V223H82ZM87 224H88V223H87ZM112 224H113V223H112ZM189 224H190V223H189ZM227 224H228V223H227ZM236 224H237V223H236ZM240 224H238V225H240ZM243 224H244V223H243ZM8 225H9V222H8ZM17 225H19V224H17ZM27 225H26V226H27ZM40 225H41V224H40ZM53 225H54V224H53ZM59 225H60V224H59ZM104 225H105V224H104ZM107 225L109 226L110 224L108 223ZM107 225H106V229H107ZM136 225H137V224H136ZM144 225H145V224H144ZM155 225H156V224H155ZM180 225H181V224H180ZM180 225H179V226H180ZM183 225H184V224H183ZM194 225H195V224H194ZM194 225H193V226H194ZM245 225H246V224H245ZM261 225H262V224H261ZM261 225H260V226H261ZM12 226H13V225H12ZM15 226H16V225H15ZM34 226H35V225H34ZM99 226H100V225H99ZM116 226H117V225H116ZM193 226H192V227H193ZM195 226H196V225H195ZM226 226H227V225H226ZM243 226H244V225H243ZM247 226H249V225H247ZM247 226H245V227H247ZM255 226H256V225H255ZM255 226H254V227H255ZM4 227H6V226H4ZM4 227H1V228L3 229ZM9 227H10V225H9ZM9 227H7V228H9ZM27 227H28V226H27ZM55 227H56V225H55ZM57 227H58V226H57ZM81 227H82V226H81ZM118 227H119V226H118ZM139 227H141V226H139ZM145 227H146V225H145ZM145 227H144V228H145ZM165 227H166V226H165ZM239 227H240V226H239ZM241 227H242V225H241ZM11 228H12V227H11ZM11 228H9V229H10V232H13V230L11 231ZM13 228H14V226H13ZM13 228H12V229H13ZM85 228H86V227H85ZM96 228H97V227H96ZM103 228H104V227H103ZM120 228H121V227H120ZM122 228H123V227H122ZM141 228H142V227H141ZM144 228H142L141 233L144 232V230H143ZM149 228H150V227H149ZM178 228H179V227H178ZM193 228H194V227H193ZM242 228H243V227H242ZM256 228H257V227H256ZM2 229H0V230H2ZM4 229H5V228H4ZM22 229H23V228H22ZM38 229H39V228H38ZM40 229H41V228H40ZM81 229H82V228H81ZM94 229H95V228H94ZM97 229H98V228H97ZM97 229H96V230H97ZM187 229H188V228H187ZM187 229H186V230H187ZM196 229H197V228H196ZM201 229H202V227H201ZM204 229H205V228H203V230H204ZM233 229H234V228H233ZM235 229H236V228H235ZM235 229H234V230H235ZM5 230H6V229H5ZM5 230H4V232H5ZM19 230H20V229H19ZM96 230H95V231H96ZM98 230H100L101 232L103 231V230H101V229H98ZM98 230H97V231H98ZM154 230H156V229H154ZM184 230H185V229H184ZM193 230H194V231H193ZM193 230H191V231L189 230L190 232H188L187 235L184 236V237H185V238L187 237V238L189 239V238H191L192 236H195V235L199 234V233H196L198 230H197V231H195V229H193ZM207 230H208V229H207ZM220 230H221V229H220ZM230 230H231V228H230ZM247 230H248V229H247ZM31 231H32V230H31ZM67 231H68V230H67ZM77 231H78V230H77ZM83 231H84V228H83ZM86 231H87V230H86ZM95 231H93V233H94ZM105 231H106V230H105ZM108 231L111 232V231H113V230H111V231L108 230ZM124 231H125V230H124ZM124 231H123V232H124ZM157 231H158V230H157ZM245 231H246V230H245ZM257 231H258V230H257ZM0 232L2 233L3 231H0ZM10 232H9V234H10ZM18 232H19V231H18ZM18 232H17V234H18ZM27 232H28V231H27ZM41 232H42V231H41ZM49 232H50V231H49ZM103 232H104V231H103ZM103 232H102L101 234H103ZM145 232H146V231H145ZM203 232H204V231H203ZM249 232H250V230H249ZM1 233H0V234H1ZM7 233H8V229H7L6 233H2V234H3V239H4V236H6V235H4V234H7ZM14 233H16V232L14 231ZM25 233H26V232H25ZM25 233H22V234H25ZM83 233H84V232H83ZM89 233L91 234L92 231H91V232L89 231ZM104 233H105V232H104ZM111 233H112V232H111ZM154 233L158 234V232H156V231H155ZM220 233H221V232H220ZM230 233H231V231H230ZM232 233H233V232H232ZM244 233H247V232H244ZM28 234H29V232L26 233L25 235H28ZM80 234H81V233H80ZM90 234H89V235H90ZM95 234H96V232L94 233V236H95ZM99 234H100V233L96 234V237H97V235H99ZM106 234H107V233H106ZM142 234H143V233H142ZM144 234H145V233H144ZM146 234H147V235H146L147 238H151V237L154 235V234H151V233H146ZM156 234H155V235H156ZM169 234H170V233H169ZM202 234L204 235V233H202ZM205 234H206V233H205ZM221 234H222V236L224 235L225 237H226L227 235L229 236V232L226 231V228L224 229V231H222ZM221 234H220V235H221ZM233 234H234V233H233ZM251 234H252V233H251ZM261 234H262V231H261ZM19 235H20V233L18 234V236H19ZM40 235H41V234H40ZM43 235H44V234H43ZM77 235H79V234H77ZM89 235H88V237H87L88 239H87L86 237H84L85 239L88 240L86 243H88V242L91 240V239H89V237H92L93 234L90 235V236H89ZM104 235H105V234H103V236H104ZM158 235H160V234H158ZM217 235H218V233H217ZM230 235H232V234H230ZM237 235H238V234H237ZM237 235H236V237H237ZM252 235H253V234H252ZM254 235H255V234H254ZM16 236H17V235H16ZM16 236H15V237H16ZM21 236H22V235H20V238H21ZM34 236H35V235H34ZM85 236H87V235H85ZM109 236H110V235H109ZM197 236H198V235H197ZM200 236H201V235H200ZM206 236H207V235H206ZM208 236H209V235H208ZM232 236H233V238H234V235H232ZM257 236H258V235H257ZM261 236H262V235H261ZM0 237H1V239H2V236H0ZM6 237H7V236H6ZM47 237H48V235H47ZM78 237H79V236H77V240L80 241L79 239H80L81 236L79 237V239H78ZM100 237H101V236H99L98 238L100 239ZM110 237H111V236H110ZM143 237H145V236L143 235ZM154 237H155V236H154ZM156 237H157V236H156ZM218 237H219V236H218ZM244 237H245V236H244ZM255 237H256V235H255ZM8 238H9V237H8ZM8 238H7V239H8ZM20 238H19V239H20ZM29 238H30V237H29ZM32 238H34V237H32ZM94 238H95V237H94ZM180 238H181V237H180ZM187 238H186V239H187ZM205 238H206V237H205ZM229 238H230V237H229ZM233 238H231V240H233ZM259 238H260V236H259ZM1 239H0V242L3 241V240L1 241ZM7 239L5 238V243H6V240H7ZM11 239H12V238H11ZM15 239H17V238H15ZM22 239H25V240H26V239H27V236H26V238H22ZM22 239H21L20 241H24V240H22ZM81 239H82V238H81ZM85 239H84V240H85ZM99 239H98V241H99ZM110 239H111V238H110ZM154 239H155V238H154ZM162 239H163V238H162ZM186 239H185V240H186ZM188 239H187V240H188ZM196 239H197V238H196ZM217 239H218V238H217ZM217 239H216V240L214 239V240L217 241ZM221 239H222V238H221ZM221 239H218V240H221ZM223 239H224V238H223ZM226 239H227V238H226ZM238 239H239V238H238ZM245 239H246V238H245ZM254 239H255V238H254ZM58 240H59V239H58ZM103 240H105V239L103 238ZM141 240H142V239H141ZM190 240H191V239H190ZM193 240H194V238H193ZM197 240H198V239H197ZM197 240H196V241H197ZM201 240H202V239H201ZM205 240H206V239H205ZM209 240H210V239H209ZM228 240H230V239H228ZM231 240H230V241H231ZM234 240H235V238H234ZM240 240H241V239H240ZM251 240H253V239H251ZM251 240H250V241H251ZM257 240H258V239H257ZM261 240H262V239H261ZM13 241H14V240L12 239V242H11V241H10V238H9V242H11L12 245H13ZM15 241H16V240H15ZM15 241H14V242H15ZM18 241H19V240H18ZM53 241H54V240H53ZM53 241H52V243H53ZM60 241H61V240H60ZM62 241H63V240H62ZM62 241H61V242H62ZM75 241H76V240H75ZM85 241H86V240H85ZM107 241H108V240H107ZM148 241H149V240H148ZM148 241H147V242H148ZM226 241H227V240H226ZM226 241H224V242H225L224 244H227ZM236 241H237V242H240V241L237 240V238H236ZM248 241H249V240H248ZM255 241H256V240H255ZM258 241H259V240H258ZM3 242H4V241H3ZM9 242H8V243H9ZM27 242H28V241H27ZM83 242H84V241H83ZM186 242H187V241H186ZM191 242H192V241H191ZM198 242H199V241H198ZM241 242H243V241H241ZM241 242H240V243H241ZM259 242H260V241H259ZM16 243H18V242H16ZM54 243H55V242H54ZM66 243H67V242H66ZM69 243H70V242H69ZM69 243H68V244H69ZM71 243H72V240H71ZM77 243H78V242H77ZM79 243H81V242H79ZM107 243H108V242H107ZM112 243H113V242H112ZM138 243H139V242H138ZM206 243H207V242H206ZM210 243H211V240H210ZM221 243H223V242H221ZM231 243H232V242H231ZM235 243H236V242H235ZM246 243H247V242H246ZM255 243H256V242H255ZM255 243H254V244H255ZM260 243H261V242H260ZM14 244H15V243H14ZM44 244H45V243H44ZM59 244H61V243H59ZM59 244H58V245H59ZM64 244H65V243H64ZM64 244L62 243V246H63ZM68 244H67V246H68ZM81 244H82V243H81ZM81 244H80V245H81ZM84 244H85V243H84ZM98 244H99V243H98ZM2 245L5 246V244L1 243V246H0V247H2ZM12 245H11V246H12ZM20 245H23V244H20ZM58 245H57V246H58ZM65 245H66V244H65ZM75 245L77 246V248L80 246V245H78V244H76V243H75ZM75 245H74V246H75ZM86 245H87V244H86ZM89 245H90V244H89ZM91 245H92V244H91ZM91 245H90V246H91ZM96 245H97V244H96ZM100 245H101V244H100ZM136 245H137V243H136ZM139 245H140V243H139ZM189 245H190V243H189ZM219 245H220V244H219ZM244 245H248V244H244ZM6 246L9 247V244L6 245ZM13 246H14V245H13ZM13 246H12V248H15V247H13ZM15 246H17V245H15ZM70 246L72 247V245H70ZM76 246H75V247H76ZM84 246H85V245H84ZM104 246H105V245H104ZM110 246H111V245H110ZM213 246H214V245H213ZM226 246H227V245H225L224 247L226 248ZM238 246H239V245H238ZM250 246H251V245H249V247H250ZM258 246H259V244L257 245V248H255V247L253 248V243H252V246H251V247L253 248V255H254L253 257H255V259L257 258V259L261 260V261L264 263V253H263L264 251L261 250V246H260V248H258ZM8 247H7V248H8ZM17 247H18V246H17ZM102 247H103V245H102ZM115 247H116V246H115ZM122 247H123V246H122ZM127 247H128V246H127ZM211 247H212V246H211ZM231 247H232V246H231ZM236 247H237V246H236ZM240 247L243 248V247H242V244L240 245ZM247 247H248V246H247ZM247 247H246V248H247ZM3 248H4V247H3ZM77 248H73V249H71V250L66 249V250H68V251L64 250V251H66V252H64V251H63V252L65 253V255H66L67 257H68V256H69V257H72V256H70L72 250L75 249V251H76V250H78ZM85 248H86V247H85ZM87 248H88V247H87ZM105 248H106V247H105ZM131 248H133V247H131ZM207 248H208V249L205 248V249H206V250H205V251H206L205 253H207V252L209 251V246H208ZM212 248H213V247H212ZM234 248H235V247H234ZM237 248H239V247H237ZM10 249H11V248H10ZM17 249H18V248H17ZM17 249H15V250H17ZM64 249H65V248H64ZM69 249H70V248H69ZM95 249H96V248H95ZM101 249H102V248H101ZM137 249H138V247H137ZM137 249H136V250H137ZM141 249H142V248H141ZM223 249H224V248H222V250H223ZM229 249H230V248H229ZM262 249H263V248H262ZM2 250H3V249H2ZM2 250H1V251H2ZM23 250H24V249H23ZM89 250H90V249H89ZM103 250H104V249H103ZM112 250H113V249H112ZM115 250H116V249H115ZM119 250H120V248H119ZM121 250H122V248H121ZM123 250H124V249H123ZM139 250H140V249H139ZM207 250H208V251H207ZM211 250H212V249H211ZM217 250H218V249H217ZM217 250L214 249L213 251H217ZM224 250H225V249H224ZM234 250H235V249H234ZM246 250L248 251V248H247ZM21 251H22V248H21L20 252H21ZM61 251H62V250H61ZM61 251H60V252H61ZM75 251H73L72 253H74ZM81 251H82V250H80L79 253H80ZM143 251H144V249H143ZM235 251H236V250H235ZM241 251H242V250H241ZM243 251H244V250H243ZM251 251H252V249H251ZM14 252H15V251H14ZM63 252H62V254H64ZM116 252H118V251H116ZM220 252H221V251H220ZM229 252H230V250H229ZM233 252H234V251H233ZM261 252H262V253H261ZM18 253H19V252H18ZM76 253H78V251H76ZM94 253H95V252H94ZM96 253H97V252H96ZM118 253H119V252H118ZM122 253H123V252H122ZM122 253H121V254H122ZM133 253H134V252H133ZM208 253H212V252L210 251V252H208ZM215 253H217V252H215ZM218 253H219V252H218ZM226 253H227V249H226L223 253H220V254H218V255L223 254L222 256H224V255L226 256ZM236 253L239 254L238 252H236ZM20 254H21V253H20ZM20 254H19V256H20ZM22 254H23V253H22ZM62 254H61V257H62V258H63V257H66L65 255L62 256ZM74 254H75V253H74ZM103 254H105V253H103ZM128 254H129V253H128ZM131 254H132V253H131ZM227 254H229V253H227ZM234 254H235V253H234ZM2 255H3V254H2ZM12 255H13V254H12ZM23 255H25V254H23ZM56 255H57V254H56ZM72 255H73V254H72ZM77 255L79 256V254H77ZM95 255H96V254H95ZM99 255H100V253H99ZM117 255H118V254H117ZM147 255H148V254H147ZM166 255H167V254H166ZM213 255H214V254H213ZM213 255H212V256H213ZM218 255H217V257H218ZM242 255H243V254H242ZM250 255H251V254H250ZM15 256H18V255L16 254ZM75 256H76V255H75ZM88 256L90 257V255H88ZM93 256H94V255H93ZM102 256H103V255H102ZM167 256H168V255H167ZM208 256H209V255H208ZM210 256H211V255H210ZM225 256H224V257H225ZM229 256H230V254H229ZM235 256H236V255H235ZM235 256H234V257H235ZM239 256H240V255H239ZM245 256H246V255H245ZM0 257H1V255H0ZM67 257H66V258H67ZM79 257H80V256H79ZM89 257H87V258H89ZM91 257H92V256H91ZM100 257H101V256H100ZM125 257H126V255H125ZM187 257H189V256H187ZM224 257H223V258H224ZM226 257H227V256H226ZM243 257H244V255H243ZM249 257H250V256H249ZM4 258H5V257H4ZM14 258L16 259V257H14ZM95 258H96V257H95ZM95 258H93V259H95ZM97 258H98V256H97ZM103 258H104V257H103ZM129 258H130V256H129ZM129 258H127V260H128ZM131 258H133V257H131ZM146 258H147V257H146ZM171 258H172V257H171ZM189 258H190V257H189ZM192 258H193V257H192ZM192 258H191V259H192ZM231 258H232V257H231ZM231 258L229 257V259H231ZM1 259H2V258H0V261H1ZM12 259H13V258H12ZM15 259H13V260H15ZM18 259H20V257H19ZM64 259H65V258H64ZM73 259H75V258L73 257ZM82 259H83V258H82ZM104 259H105V258H104ZM106 259H108V257H107ZM143 259H144V258H143ZM147 259H148V258H147ZM147 259H146V260H147ZM186 259H187V258H186ZM198 259H199V258H198ZM225 259H226V258H224L223 262H226ZM232 259H233V258H232ZM232 259H231V260H232ZM257 259H256V261H257ZM70 260H71V259H70ZM88 260H89V259H88ZM91 260H92V258H91ZM124 260H126V259H124ZM130 260H131V259H130ZM132 260H133V259H132ZM146 260H145V261H146ZM173 260H174V259H173ZM200 260H201V259H200ZM217 260H218V262H216ZM217 260L215 261V264H217V263L220 264V261H221V260H220V256H219V258H218ZM219 260H220V261H219ZM234 260H235V259H234ZM236 260H237V259H236ZM236 260H235V261H236ZM241 260H242V259H241ZM246 260H247V259H245V262H244V261L241 262V261H239V259H238V261H236V262L233 261V262H234L235 264H236V263H237V264H249V263L251 264V260L248 261V260H249V259H248L247 262H246ZM3 261H4V260L2 259V262H3ZM5 261H6V260H5ZM101 261H102V260H101ZM103 261H106V260H103ZM103 261L100 262V263H103ZM107 261H108V260H107ZM107 261H106V262H107ZM110 261H112L111 258H110ZM116 261H117V260H115V262H116ZM118 261H119V260H118ZM201 261H202V260H201ZM229 261H230V260H229ZM252 261H254V260H252ZM14 262H15V261H14ZM80 262H81V261H80ZM80 262H78V263H80ZM83 262H84V261H83ZM106 262H105V263H106ZM130 262H131V261H130ZM138 262H140V260H139ZM143 262H144V261H143ZM143 262H142V263H143ZM210 262H211V261H210ZM221 262H222V261H221ZM248 262H249V263H248ZM258 262H259V261H258ZM7 263H8V262H6V264H7ZM93 263H94V264H98V262H97V263H96V262H93ZM100 263H99V264H100ZM119 263H120V262H119ZM125 263H127V261H126ZM133 263H134V262H133ZM133 263H132V264H133ZM173 263H174V262H173ZM203 263H204V262H203ZM206 263H207V262H206ZM212 263H213V262H212ZM226 263H227V262H226ZM4 264H5V263H4ZM11 264H12V263H11ZM91 264H92V263H91ZM108 264H109V263H108ZM111 264H112V262H111ZM116 264H118V262H117ZM158 264H159V263H158ZM180 264H181V263H180ZM204 264H205V263H204ZM213 264H214V263H213ZM224 264H225V263H224ZM261 264H262V263H261Z\"/></svg>", "mask_w": 264, "mask_h": 264}]
</instances>
